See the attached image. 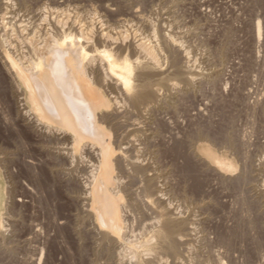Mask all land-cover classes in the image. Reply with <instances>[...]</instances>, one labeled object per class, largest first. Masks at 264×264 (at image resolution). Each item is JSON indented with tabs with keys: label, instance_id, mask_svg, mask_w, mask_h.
Instances as JSON below:
<instances>
[{
	"label": "rangeland",
	"instance_id": "obj_1",
	"mask_svg": "<svg viewBox=\"0 0 264 264\" xmlns=\"http://www.w3.org/2000/svg\"><path fill=\"white\" fill-rule=\"evenodd\" d=\"M0 1L2 2L3 0H0ZM27 1H28V3L26 4V6H22V4L19 2V0H13L12 1L13 3H9L10 6L8 4L4 5L5 7L3 6V9L1 7L2 3L0 2L1 3L0 4L1 10H5L4 8L8 7V10L10 11V13L12 12V14L15 15V16H13L12 14H10L12 16V18L15 17L17 19L16 20L14 18L12 20V18H10L11 19V23L10 24L14 25L15 29H19L18 25L20 26L21 23H23L24 21H25V23H26V21H31L30 23L28 22V24L31 25V26L33 25L34 28H35V25H36V27H39V24L41 22H43V20H41V18L39 17V15L37 16V14L40 12V10L42 11V9H44L46 12L48 11L47 14H48V19L49 20L50 19L52 20V18L54 16H56L57 13H58L57 15H59V16L61 15L62 16V11H63V9H65L66 12L64 10L63 13L71 14L72 19L76 18L77 21H80L82 24H85L83 27H85L86 24L90 26V25H93V23H94L93 26H94L95 30H96V28H98L99 30L98 29L97 30L100 31L102 29L101 27L106 22H108V23H106L104 26H109L110 24L112 26V24H114L112 27H116L117 25L120 24L117 27L119 29L120 28L122 29V31H123L122 34L124 32H129V36H130L129 37V41L130 42L128 41L129 44L127 42L124 43L121 40L122 36L120 38L119 34L116 33L115 36L118 37V42L116 44H114V46H116V48L119 47V46L121 48V45H122V48L123 47L125 48V47H127V45H130V43H133L134 41H137V40H139L141 38H144V40H147V39L150 38V40L152 41L153 44L159 43L160 47H159L158 50H160V51H158V53H159L160 60L163 63V68H165V67L168 68L169 61H170V58H169V56H170L169 53L170 52L168 50L166 51L167 48L164 46V44L162 42L163 41V37L162 36L164 34H168L169 33L170 35H173V36L177 37L180 41H182V44H184L183 47L185 49L187 48L186 50L191 52V56H192V58H194L193 59L194 60L193 61L194 68L196 69V72L197 73L199 72L200 74L198 73L196 75L197 77H195V79L193 81H191V83L188 86H187V83L180 82L179 86L177 87L178 90H176L177 88L176 89L169 88V90L167 91L168 88H166L165 91L162 93V96H161L162 97V104L159 105V107L158 106L154 107L155 108L154 111H153V109H151L150 111L143 110L141 112L143 115L140 112H139L140 113L139 114L138 111H134V110L131 111L130 109H132V107H129L130 106L129 102L124 100V99H126V95H123L124 92L119 91V90H117L115 88H114L115 90L114 89L112 90V88H110L109 86H106V91L108 93L111 92V94H113V96L116 95L115 97H117L116 98L117 101L120 100L119 102H116L114 104V106H113L114 115L115 114L117 115V116L115 115L116 118H113V119H117L118 121H120V123L123 125V128L121 129L122 126H120L119 128L121 129V131H119L120 130L119 128H115L114 126L111 125L112 126V134H114V139L112 138L113 139V143L115 141V144L119 143V144H122V146L124 144V147L128 146L127 147L128 149L126 148L127 151L130 149L129 151H131L130 154L132 156H137V155L140 154L139 157L141 156V160L144 159L145 157H147L146 159L142 160V162L144 161L143 163H146V165H147L148 161L150 162V165L148 163L147 166L148 167L152 166L153 169H152V167H151L152 170L148 169V174H152L151 172H153V170L155 172H157V174L155 172H153L154 175H156L155 178H157V180H159V181H156V179H155V185L160 184L161 185V186L159 185L160 188H163L162 189L163 190L162 193H164L162 199L160 198V199H156L155 200V198H153L155 200V203H157V204H155V203L153 204L154 201L152 203H149L151 205V207H153L155 205L153 208L156 209L155 213H154L153 212L154 209L152 208L153 215H151L152 212H151V209H149L150 206H148L146 204V202L148 200L147 197H146L147 200H145V203L143 202L144 199H143L142 196H144V195L142 193V187H141L142 183L140 182L141 178L138 177V176H136V178H135V176L132 177V174H130L129 172H126V173H128V174H126L125 171L124 172L122 171L123 169H119L120 171H117V172H119V173L121 172L120 174L123 175L122 178L125 179V180L122 179L123 182L125 181L124 183H126L128 185L127 188H126V192L130 193V194L129 193L128 194H124V196H125V199H124L125 202L124 203H125V205H129L128 207L124 205L127 208H125L123 206V214H124V217H125V222H127V224L125 223L126 224L125 226L127 227V228L125 227V230L127 231V234L131 233L132 231H137L138 233H140L144 229V228L143 229L141 228V224H142V227H144L143 224H145L146 220H148L147 224H145L146 225V227H145L146 231H148L149 228H152V226H153L152 223L153 224L155 223L154 225L157 224L153 220L157 221V220H159L161 218V217H159L160 213L164 212L162 210L166 209L165 205H167V203L172 200V201L175 202V204L172 201L170 202L171 204H170V210L169 211H171V213H173L172 214L173 216H178V214H179V216H181L180 215V213H181L182 217L183 216H184V218L187 217V219L189 221L195 219L194 222L197 223L196 225H199L200 227L198 229V226L197 227L194 226L196 228V230L195 229L191 230L192 234L190 233L191 231L189 232L190 228L188 229V227H190V225L182 229V232L185 231L184 233H188V232L190 233V238L189 237H188V239L186 238L187 242H185V240H184L186 245L184 243V245L182 244L180 246L181 249H179V253H178L177 258H173L172 256H170V257H168V259H163L164 263H163V261H160V260H159V262H160L159 263L158 260L153 258L151 260V262H152L151 264H175V262H178L176 264H180V263L184 264L185 262H186L185 264H187V262H189V264H191V263L192 264H197V263L198 264H202V263L203 264H208V261H210V259L208 260L207 258H210L211 254H212L211 260L212 259L216 260L215 263H217V262H219L221 260V258H222L224 253H225L226 256H228L227 257L228 259H226L225 255H224V259L222 258L223 261L221 260L219 262L220 264H232V262H233V264H235V261L237 260L235 258V256L238 258L240 253H242L244 256H242V254H241L240 255L241 258L239 257V259L236 261V264H238V263L239 264H241V263H244V264L245 263L246 264H264V262H263L264 261V255H263L264 254L263 253L264 252V222H263L264 221V219H263V217H264V196L262 198V195H264V190H263L264 189V185H263L264 184V182H263L264 181L263 180L264 179V177H263V175H264V152H263V156L261 154L262 152L260 153V151H262L264 149L263 148L264 145H262V144H264V140H262V139H264V137H262L264 135V132H263V135H262V131H264V129H260L261 134H260V131L257 130V132L259 131V133L256 132L257 135L259 134L258 136H256V134H255V130L257 129V126H258L257 124L260 123L259 122L260 117H261L260 121H262V123H264V121H263V119H264V113H263L264 112V110H263L264 109V105H262V104H264L263 103V99H264V0H33V1L30 0L31 2L29 0H27ZM42 6H45L47 8V10L45 9V7L43 8ZM47 6L50 8L51 12L48 10L49 8ZM18 7H19V9H18ZM41 7H42V9H40ZM61 7H63V8H61ZM9 8H11V9H9ZM30 8L34 9L32 13H31V9ZM60 8H61V10H60ZM66 8H68V9H66ZM69 8L71 9V11H70ZM136 9H138L139 11L136 10ZM1 10H0V12H1ZM29 11H30L31 14L30 13L28 14ZM74 11H76V13ZM133 11H135V12H133ZM34 12H35V14H34ZM46 12H43V13H46ZM32 14L34 16H37V17L34 18V16ZM52 14H53V16H51ZM23 16H24V18H23ZM26 17L29 18V19L27 20ZM39 20H40V22H39ZM91 21H92V24H91ZM98 21L100 22L99 23V27L100 28L97 27L98 26ZM101 21H103V22H101ZM17 23H18V25H17ZM259 25H260V30L261 31H259ZM127 29H129L131 31H129ZM124 30H126V31H124ZM18 31H13L12 30V33H11V28H9V30L7 29V32H6L7 35L5 36V37H8L10 42H13L14 44H16V47H17V48H15L16 50L20 48V46H18V45H20L21 41H22V37H21V35H19L21 32H18ZM161 32H162V36H161ZM1 33L3 34L4 31L1 32ZM136 33L138 34V36H137ZM153 33H154V35L157 34L158 37L160 35V38L156 37V35H155L156 38L153 37V35H152ZM143 34H144V36H143ZM150 34H151V36H150ZM8 35H10V37ZM11 35H14V36H11ZM17 36L20 37V40L18 38H15ZM145 37L147 39H145ZM131 40H133V41H131ZM19 41H20V44H19ZM120 42H123L125 45L124 44L120 45L119 44ZM161 43L163 45H161ZM22 45L23 44H21V46ZM3 46L6 47V48L10 47V46L7 47L8 43H4V42H3ZM4 47H2L0 45V52H2ZM217 50L220 51V52H218ZM215 53H216V55H218V54H220V55L216 56ZM131 54H133V53L131 52ZM161 56L164 59H162ZM182 56L183 55H181V58L184 59V57H182ZM184 61H185V59H184ZM164 64H165V66H164ZM0 65H1V67H0V105H1V107H0V150H1L0 151L1 152L0 153V171L3 174V177H6V179L4 178L6 192L8 193V195H10V193L12 192L11 194L13 195V196L11 195V197H10L6 193L7 196L5 197V202H6L5 206L6 207H4V209H3V217H4L5 221H3L4 222L3 223L4 227L2 226L0 228V249H1L0 250V263L1 264H7L8 262H10L9 264H75V263L77 264L79 262V264H83L84 261H86L84 264H86V263L92 264V262H93V264H98V263L99 264H114L115 261H116L115 264H125V263L128 264L129 261L131 263L133 261V259H132V256H131L132 254L130 252L127 255V251H125V249H123L122 246H120L121 248L120 247L117 248L116 245H114L112 243L110 244L108 242L109 240L107 239V237L103 233L101 234L98 230L95 229V226H97V224H95L94 217L93 216L91 217V214H89V212H88V209L90 208L88 206L90 204H87L88 202L85 203L86 201L79 200V202H81V203H79L77 201L79 203V205H78V203H76V201H75V200H78V198H76V197L80 196V195H78V193L82 194L83 189H81L80 187L83 188L84 185L86 184L85 182H87L88 179H89V174H90V171L92 169L90 164H92L91 160H93L92 159L93 158L92 154H93L94 147H91V145H89L90 148H92V149H90L89 147H88L89 149H87L86 146H83V149L81 151L82 155L80 154V150L77 152V154H74V152L72 150L70 151V149L68 148L70 145L67 144V143H64L62 135L59 134L60 136H56V135H58V132H56L55 129L52 130L50 128L46 129V127L43 128L44 126L37 119L36 115L26 105L27 102H26L25 96L23 94L20 96L21 92L19 93L17 91L16 87L13 88L14 84L12 83V80H11L10 76H8L9 74L6 72V69L4 70V66H2L3 65L2 61H0ZM1 68H2V70H1ZM3 72H5V73H3ZM2 76H4V77H2ZM214 76H215V78H214ZM5 77H6V79H5ZM8 77L10 78L11 81L8 79ZM170 78L168 79L169 83L170 82L171 83L177 82V81H175V79H173L174 77H170ZM2 79H4V81L5 80L8 81L7 82L8 85L4 81H2ZM206 80H207V84H206ZM220 81H221V83H220ZM3 83H5V85ZM202 84H203V86H202ZM183 85L185 86V88H184ZM191 85H192V87H191ZM10 86L12 87V89H11ZM186 87H188V88H186ZM193 89H194V93H193ZM15 91H16V93H15ZM177 91L179 92V93H177L179 95H177L175 93ZM181 91H182V93L180 94ZM116 93H119L120 95H117ZM186 94H188V95H186ZM122 95H123L124 99H123ZM176 95L178 96V98L181 95L180 99L176 98L177 97ZM235 95H237V96H235ZM255 96H257V97L255 98ZM258 96H260V98ZM165 97H166V101L165 100L163 101V99ZM238 97H240L239 98L240 100L238 99ZM174 98H176V100L178 99L177 100V102H178L177 104H176V101H175ZM207 98H209V100ZM254 98H255V101L257 100L256 101V105H255V101H253ZM258 98H259V101H258ZM195 99H197V100H195ZM248 99H250V100H248ZM179 100L181 101V105H180ZM234 100H236V101H234ZM246 100H247V102H246ZM2 101H3L4 104L2 103ZM206 101H207V103H206ZM239 101H241V102H239ZM244 101H245V103H244ZM126 102L129 105H127ZM163 102H164V105H163ZM166 102L167 103L169 102L168 106L165 105ZM223 102H224V107H223ZM229 102H231V103L229 104ZM233 102H234L235 105L237 104L236 107L232 106ZM258 102H260V104ZM125 103H126V105H125ZM241 103H242L243 107L241 106ZM253 103H254V106H255L254 108L252 106ZM2 104H3V106H2ZM117 104H119V105H117ZM171 104H172V107L174 109L177 108V110H174L171 107ZM201 104H203V105H201ZM244 104L245 105L249 104L248 107L246 106L247 107L246 110H245V105ZM177 105H178V107H177ZM199 105H200L201 108L199 107ZM220 105L222 106L221 108L219 107ZM250 105H251V107H250ZM257 105H258V108H260V107H262V108L258 109ZM8 106L10 107V109H9ZM116 106L121 109L120 112L117 111L119 109H117ZM121 106H123L124 108L121 107ZM166 106H167V108H166ZM197 106H198V108H197ZM241 107L243 108V110L241 109ZM168 108H169V110H167ZM248 108H249V112H248ZM5 109H6V111H5ZM124 109L126 111L127 110H129V111L126 112ZM204 109H205V111H204ZM250 109H251V111H250ZM122 110H124L123 111L124 113H121ZM160 110H162V111H160ZM173 110H174V112H173ZM197 110H198V112H197ZM233 110L236 112V114H235V112H233ZM254 110L256 111V113L253 112ZM259 110H261L262 112H259ZM144 111H145V114H144ZM151 111H153V112H151ZM163 111H164L165 114H163ZM10 112H11V114H10ZM117 112H119V113H117ZM166 112H168L169 114H167ZM176 112H178L179 114L176 113ZM241 112H242V114L244 112L245 113L247 112L248 116H246L245 113H244L243 116H242V114L240 115ZM126 113L127 114L130 113L128 115L129 116L131 115V116L129 117ZM153 113H155V114H153ZM156 113L160 116V118H158ZM172 113L178 114V115L173 114V115H175L177 117L175 119V121H174L175 116L172 117V115H171ZM250 113H252L253 116H256V117H252L251 116V118H250L249 115H252ZM257 113H259L260 116ZM20 114L23 115V119L24 120L22 119V117H21L22 115L20 116ZM25 114L27 116H25ZM119 114L121 116H119ZM122 114L124 116L126 114V116L123 118ZM211 114H213V115H211ZM218 114H219V116H218ZM254 114H256V115H254ZM133 115H135V116H133ZM140 115H142V116H140ZM161 115H162V119H161ZM165 115H166V117H165ZM187 115H189L190 117L187 116ZM236 115H239V116L236 117ZM143 116H144V118L142 119ZM244 116H246V117H244ZM2 117H3V119H2ZM120 117H121V119H120ZM134 117H136V118L138 117V118L136 119ZM167 117L172 119L171 121L173 122V125H169V123L172 124V122H169L170 119H168ZM232 117H234L235 121L237 120L236 121L237 122L236 125H235L236 122L232 121V119H233ZM240 117H241V119H240ZM247 117H249L250 120ZM8 118L10 119V122L8 121L9 120ZM25 118H26V120H25ZM129 118H130V120H129ZM192 118H193V120H192ZM252 118H253V120H255L256 124H255V122L253 124L252 123L250 124V122H253ZM140 119H142V120H140ZM145 119H146V121H145ZM158 119L159 120L161 119V124H160V121ZM163 119H164V121H163ZM247 119L249 120L248 122H246ZM132 120H137V121L136 122H132ZM154 120H155V122H153ZM156 120L159 122V124H158V122L156 123ZM165 120L166 121L168 120L167 121L168 124L167 123H163L165 125L164 126L162 124V121L166 122ZM37 121L41 125L38 124V123L36 124ZM125 121H126V125H127L128 128H126V125H125V128H124ZM127 121H128V124H127ZM204 121H205V123H204ZM226 121H227V123L232 122L231 126L228 124L230 126V128H231V129L229 128V130H228L229 126L226 125ZM242 121H243V123H242ZM147 122L150 123V124L148 123V127L145 124ZM195 122L196 123L198 122V123L196 124ZM239 122L241 123V126L243 124L242 128L239 127L240 126ZM34 123H35V126L33 127ZM136 123H137L138 126L140 124L142 126H144V125H146V126L142 127L143 128L142 129L141 125L138 127L136 125ZM233 123H234V126H233ZM133 124L136 127H134ZM151 124H152V127L149 128V125H151ZM153 125H154V127H156V125H157L158 129L161 128L160 132L157 129V127H156V129L153 128ZM193 125H194V128H193ZM197 125L199 127L201 125H202V127L205 126V128H207L208 131L206 129H204V128L201 129V127H200V129L203 130L202 132L204 133V137L203 136H196V139H194L195 141L193 140V145H192L193 148L190 146L191 142L189 143V148H188V146H187L188 143L185 144V146L183 145V143H184V141L186 143V142H189L191 140V138H190V137H192V133L191 132L194 131V135L193 136H195V134L197 135L196 131L197 130L200 131V129H198L199 127ZM223 125L225 127H223ZM248 125H249V127H248ZM31 126H32V128H31ZM259 126L263 127V124L260 123ZM259 126H258V128H259ZM165 127H167L168 129H166ZM222 127H223V129H222ZM226 127H227V129H226ZM236 127H239L238 128L239 130ZM244 127L248 128L251 132L248 129H245ZM131 128H133V129H131ZM169 128H171V131H169ZM252 128L255 129L254 132H253ZM29 129H30V131H29ZM164 129H165V131H164ZM40 130L42 132L45 131L44 135L42 137H40L41 133H42V132H40ZM137 130H139V131H143L144 130L143 132H145L144 133L145 135L141 134L142 132H137ZM166 130L171 132V133H167ZM188 130H189V132H187ZM230 130H233V132L235 131V134H237V131H238L239 134H237V135H241L242 138H243L242 133L244 134L245 138L242 139V140H244L243 141L244 144L242 143V140H241V137H240V150H241V152H242V148H243V150L246 148L245 144L248 142V138H249V142L247 143L248 150L246 148L247 153H246V150H245V152H242L244 154V157H245V155L247 156V157H245L244 162H242V160H240V159H243L242 158L243 154L238 153L239 157L237 158V153L231 152L230 149L226 147V144H224L223 141H221L223 136H224V133H226V131H230ZM244 130H245V132H244ZM247 130L249 131L250 135L252 133L255 134V135H253V134L251 135L253 139L256 140V138H257L256 141L253 140L254 144H253V142L251 140V137H249V135L247 137V134H248V132L246 134ZM50 131H51V134H50ZM113 131H114V133H113ZM115 131H117V132H115ZM163 131L167 133V136L169 138L166 136V133H164ZM213 131L215 132L216 136H213V135H215ZM52 132L54 134L55 133L56 134L54 135V134H52ZM147 132H149V133H147ZM158 132H159L160 135L158 134ZM161 132H162V134L163 133L164 134L161 135ZM121 133H123L122 136H121ZM125 133L128 134L127 137L129 135H131L132 137L131 138L130 137L127 138ZM186 133H188V134H186ZM190 133H191V135H190ZM208 133L209 134L211 133L212 136L208 135ZM124 135H125V137H124ZM141 135H143V137H145V136L147 137L149 135L148 136V140H146L147 141L146 144H143L141 142V140H143V137ZM153 135H154V138H153ZM155 135H157L156 137L158 138V140H156L157 138L155 137ZM171 135H172V137H171ZM180 135H181V137H180ZM188 135H190V136H188ZM219 135H221V136H219ZM260 135H262V136H260ZM119 136H121V137H119ZM133 136H135V137H133ZM137 136L138 137L139 136L142 137L141 140H140V137H139L138 141H137ZM218 136H219V138H218ZM43 137L45 138V140H44ZM46 137H47V140H46ZM151 137L153 138L152 140L150 139ZM184 137H187L188 140L190 138V140L188 141ZM198 137L200 138V141L198 140ZM208 137H209V139H208ZM210 137H213V139L211 138L212 140H210ZM215 137H217L218 139H216ZM32 138H33V140H32ZM182 138H183V140H182L183 143L180 140ZM127 139L129 140V143L127 142L128 141ZM163 139L165 141H163ZM34 140H36V141H34ZM50 140H51V142H50ZM53 140H54V143H56V144H53ZM61 140H63V142ZM130 140H133V143ZM134 140L137 143H139L140 145L142 143V146H139V144H136V142L134 143ZM196 140H197V142H196ZM37 141H38V143H37ZM43 141H44V144H43ZM47 141H49V143ZM116 141H119V142H116ZM124 141H125V143H123ZM176 141H177V143L179 145L176 144ZM178 141H180V143L182 145ZM212 141H214V145H213ZM215 141H216V143H215ZM217 141L218 142L220 141L219 142L220 146L217 145V143H218ZM57 142L59 143V146H58ZM155 142H156V145H155ZM194 142H195V145H194ZM255 142H256V144H255ZM259 142H261V147H259L261 150L258 148V145H260V144H258ZM47 143L49 145H47ZM62 143L65 146H63ZM126 143H128V145ZM153 143H154V145H153ZM220 143L223 144V147H222V145ZM131 144H132V146H135L136 148L135 147H133V148L129 147V145L131 146ZM147 144H148V146H147ZM242 144H243V146H242ZM62 146H63V149H61ZM145 146L147 148L150 147L151 149L152 148L153 149L149 150V151H145V150H143V149L147 150V148ZM162 146H166L167 149L162 147ZM178 146H179L180 150H177V149L175 150V148L176 147L178 148ZM250 146H252L251 149H249ZM37 147H40V148L37 149ZM46 147L47 148L49 147L48 149L51 151V153L53 155L55 153V157L52 156V154L50 153V151ZM186 147H187V149L189 151H191L192 149L195 150V151H193V150L191 151V152H195V154L190 153L191 154V159H189L190 162L192 163V166H193L192 174H190V173L188 174L186 170H185V172L183 171L185 169V166H186V164L184 165V163H186V161H187V160H185V158H186L185 155L187 154L188 155L187 157L190 158V154L188 152L186 153V151H187ZM140 148H142V149H140ZM158 148H160L161 156L159 154L160 152H159ZM57 149H59L58 153H57ZM64 149H66V150H64ZM162 149L164 150L163 152H162ZM184 149H185V151H183ZM255 149H257V151ZM62 150H64V151H62ZM85 150H86V152H85ZM88 150L90 152H88ZM165 150H166V152H165ZM170 150H171V153H170ZM252 150H255L257 152L256 155H258V151H259V154H260V155H258L259 158L255 155V153H253ZM47 151H48V154H47ZM69 151L72 154L69 153ZM129 151H128L127 154H129ZM141 151H142V153H139ZM144 151H145V153H144ZM175 151H177V154L178 153L181 154V156L179 157L176 154ZM178 151H181L182 153L178 152ZM133 152H135V153H133ZM83 153H84V155H83ZM89 153H90V155L88 156ZM94 153H95V151H94ZM146 153H149V154H147V156H146ZM164 153H165V155H163ZM197 153H198V155H197ZM67 154L69 156L72 155L73 157L70 156V158H69V156ZM142 154L145 156L144 158H142L143 157ZM150 154H151V156H150ZM65 155H67V156H65ZM182 155H183V157L185 156V158H183ZM248 155H249V157L253 156V159H252V157H250L252 160L249 159ZM63 156H64V158H63ZM78 156L81 158V160H80V158ZM164 156H165V159H164ZM82 157H83V159H82ZM84 157H85V160H84ZM192 157L194 158V160H192L193 159ZM198 157H200V160H201V158H203V159L201 161H199ZM50 158H52V159H50ZM225 158H228V160L232 161V163L234 164V168L232 170H229L227 167L223 166L222 161ZM247 158L249 160H247ZM60 159L62 160V163H61ZM86 159L88 160V162H87ZM154 159H155V161H154ZM57 160H58V162H57ZM160 160H162V161H160ZM245 160L247 161V163L245 162ZM259 160H261V161H259ZM64 161H66L67 164ZM193 161H195V162H193ZM198 161L200 162V164H199ZM204 161H205V163H203ZM248 161H250V162H248ZM255 161H256V164H255ZM55 162H56V165L58 163H60V165L58 164V166H56L54 164ZM89 162H90V164H89ZM206 162L209 165L206 166ZM1 163H3V164L1 165ZM159 163H160V165H159ZM251 163H252L253 166L251 165ZM5 164H7V165H5ZM62 164L63 165L65 164V165L62 166ZM68 164H69V167H67ZM249 164L253 167L252 168L253 172L250 169V167H249L250 165ZM89 165H90V167H89ZM162 165H163L164 168L161 167L162 168V170H161L160 166H162ZM254 165H255V167L256 166L257 167L255 168ZM76 166H77V168H76ZM81 166H82V169L84 167V170L79 169ZM196 166H198V167H196ZM204 166H206V167H204ZM212 166L214 168H216V169L214 170V168ZM242 166L244 167L245 170H246V168L248 169L247 171L249 172V174L251 173L250 175H251L252 178L250 177V181H251L252 185L254 184L253 186L249 184L250 181L247 182V183H244V184H240V187H239V185H237V184L235 185L233 183L232 178L237 176L239 171L243 170ZM3 167L5 168L4 169L5 171L2 170ZM39 167H40V169H39ZM66 167H67V171H66ZM73 167H75L76 169L73 168ZM87 167H89V168H87ZM125 167L127 168L128 166L125 165ZM202 167H203V170L198 171L199 173L196 172L197 168L199 170V168L202 169ZM260 167H261V169H260ZM6 168H8V169H6ZM181 168H182V170H181ZM194 168H195V170H194ZM207 168L209 169V171H208ZM258 168L263 174L260 173ZM51 169H53V170H51ZM159 169H160V172H159ZM254 170L257 171V172L255 173ZM49 171L54 172V173L49 174V173H51ZM84 171H86V173H84ZM126 171H127V169H126ZM78 173H79V175H77ZM186 173L188 175H186ZM203 173H205V174H203ZM58 174H59L60 178L58 177ZM125 174H126V177H125ZM228 174H230L229 177H231V175H232L231 179L228 177ZM258 174H260V175H258ZM41 175H42V177H45V175H46V177L42 179ZM50 175H51L52 178H50ZM54 175H56L57 179L56 178L55 179L57 181L54 179ZM80 175H82L81 179L79 178ZM129 175H130V178H132V180H133V178L135 180V181L134 180L132 181L133 185H132V182H131V184H129L130 183L129 182V180H130L129 179ZM157 175H158V177H157ZM180 175H181V177H180ZM224 175L226 177V182H225V178H223ZM257 175H258V177H261V178H258ZM7 177H8V181H7ZM37 177H39L38 180H37ZM87 177H88V179H87ZM162 177L163 178L166 177L165 180ZM188 177L190 179H192V177H193L192 180H193V182L195 184L192 185L191 182H190L191 180L188 181L189 180V179H187ZM197 177H199V178H197ZM138 178H139V181H138ZM64 179L66 180L67 183L64 182L65 181ZM82 179H83V182H82ZM167 179H168V181H167ZM195 179H197V181ZM205 179H206V182H205ZM222 179H224L223 182H222ZM227 179H228L229 182L227 181ZM68 180L72 181V184H71V182L69 183ZM199 180L202 181V182H200ZM253 180H256L254 182H256L257 185L259 184L258 187L256 186V184L254 182H252ZM10 181H12V182H10ZM185 181H186V184H185ZM6 182L8 183L7 185L9 187L6 186ZM59 182H60V184H59ZM137 182L139 183V185H138ZM208 182H210V184ZM203 183H205L204 187H203ZM227 183H229V185L231 183H233L230 186V187H232L231 189H230V187L227 186ZM66 184L67 185L69 184L68 185V191L66 190V187H67ZM198 184H200V188H199ZM55 185H57V186H55ZM64 185H65V187H64ZM80 185H82V186H80ZM209 185H211V186H209ZM197 186H198V189H197ZM201 186H202V189H201ZM206 186H207V189H206ZM245 186H247V187H245ZM251 186H252L253 189H251ZM254 186H255V188H254ZM75 187L79 188L78 191H77V188H75ZM226 187H228V188H226ZM132 188H133L134 191L132 190ZM191 188H193L195 190L191 191ZM261 188H263V189H261ZM72 189H74V190L70 191ZM75 189H76L77 192L75 191ZM127 189H129V190L127 191ZM137 189L139 191H141L142 195L140 196V198H139V194H138L140 192ZM233 189H234V192H233ZM254 189H256V190L254 191ZM196 190H199L200 192L203 191V192L198 194V192ZM39 191H40V193H39ZM54 191L56 193H54ZM74 191L76 192V195H75ZM243 191L245 192V194H244ZM249 191H250V193H248ZM71 192H73L74 194L71 193ZM169 192H170V194H169ZM184 192H186V193H184ZM196 192H197V194H196ZM246 192H247V195H246ZM254 192H255V196H253ZM134 193H136L135 196H134ZM237 193H239V194L237 195ZM52 194H53V197H52ZM72 194H73V196H72ZM137 194H138V198L140 200L136 198ZM193 194H195V195L193 196ZM201 194H202V196H201ZM47 195H48L49 198L47 197ZM182 195H184V196H182ZM235 195H236V198L239 196V198H238L239 202L235 198ZM240 195H241L242 198H240ZM243 195H246L245 198L243 197ZM131 196L135 197L134 200H133V197H131ZM164 196H165V198H164ZM203 196H206L207 198L203 197ZM39 197L41 199H38ZM250 197H251V199L253 198L254 200L255 199L257 200V202H256V200L253 201V202H255L253 204V206L251 204L253 199L252 200L249 199ZM254 197H257V198H254ZM144 198H145V196H144ZM135 199L137 201L138 200L139 201L137 202ZM163 199H165L166 202L163 201ZM244 199H245V201H244ZM131 200L136 202V203H133L136 206V208H133L134 205L132 204ZM246 200H250L251 203H249L250 201L246 202ZM141 201L143 203H141ZM199 201L202 204V205L200 204L201 206L198 205L200 203ZM82 202H84L85 205H84V203L82 204ZM240 202H241L242 205L240 204ZM162 203L165 204V205H163ZM172 203H173V207H172ZM188 203H189L190 206L188 205ZM248 203H249L250 206L248 205ZM203 204H204V206H203ZM10 205H11V207L13 205L14 208H12V209L9 208ZM46 205L48 207H46ZM131 205H133V206H131ZM156 205H158L159 207L164 206V209L160 208V210H158L159 207L156 208ZM259 205H260V207H258ZM73 206L75 208L76 207L77 208L75 209ZM83 206L85 208L88 207L87 210ZM139 206H140V208H139ZM168 206H169V204H168ZM168 206H167V209H169ZM175 206H176V208H174ZM198 206H199V208H197ZM241 206H243V207H241ZM129 207H130V209L132 207V209H135V210H132V209L130 210ZM171 207H172V209H171ZM179 207H180V209L182 208V210H180ZM250 207H252V208H250ZM247 208L250 209V210H248ZM5 209H6L8 214L6 213ZM9 209H11V210H9ZM54 209H55V211H54ZM82 209H83V213L84 214L83 215L80 214L81 215L80 216L79 213L82 212ZM252 209H254V210L252 211ZM255 209H257L256 210V215L257 216L255 215ZM43 210H44V212L46 214H44ZM173 210L176 213L178 211V213L176 214V213L172 212ZM244 210H245V212H244ZM49 211H51V212L48 213ZM124 211H125V213H124ZM136 211H138V212H136ZM139 211H141V212H139ZM196 211H197V214H196ZM240 211H243V212H240ZM250 211H251V213H250ZM9 212H11V213H9ZM128 212H129V215H128ZM190 212H192V213H190ZM247 212L251 214V215L250 214L249 215L251 216L252 220L250 219V216H249V219H248V216H247L248 213ZM156 213H159V215H157V218H156ZM185 213H186V216L183 215ZM243 213H244V216L242 217ZM50 214L52 215V218H51ZM85 214H86V216H84ZM192 214H193V218H189L188 216L192 217ZM47 215H49L50 219L48 218ZM71 215H72V217H71ZM194 215H195V217H194ZM131 216H132V218H131ZM239 216H241V217H239ZM81 217H82V219H80ZM126 217H128V218H126ZM150 217H151V219H150ZM158 217H159V219H158ZM232 217L234 218V220H233ZM146 218H148V219H146ZM246 218H247V220H245ZM258 218H259L258 224H256L257 221H255V220H257ZM126 219H130L133 222L132 221L130 222V220H126ZM138 219H139L140 224L138 223ZM200 219H201V221H199ZM250 220H251V224H250ZM253 220L256 223L252 222ZM128 221L130 222V224H129ZM235 221H236V223H235ZM247 221H249L248 222L249 225H255V226H250L249 227V225H248V229L249 230H247L246 229L247 226L244 227L245 222H246L245 225H247ZM261 221H262V224H261ZM15 222H16V224H15ZM74 222H76V223H74ZM88 222L89 223L91 222V223L89 224ZM93 222H94V226L92 224ZM149 222H151V225H149L150 224ZM199 222H200V224H198ZM13 224H15L16 226L15 225L13 226ZM227 224L229 226H227ZM235 224L237 226H235ZM90 225H92V227ZM133 225H134V228H133ZM239 226H240V229L238 228L237 232L240 233V235L238 233H236V228L239 227ZM147 227H148V229H147ZM205 227H206L207 230L205 229ZM242 227H244V230H242L243 229ZM131 228H133V229L131 230ZM140 228H141V230H139ZM215 228H216V230H214ZM252 228H256L257 232H255L256 230L252 231ZM245 229L249 233V235L245 231ZM83 230L86 231V233H88V234H86ZM95 230L97 232H95ZM225 230L226 231L229 230L231 232H226ZM195 231H197V232H195ZM239 231H241L243 233H241ZM250 231H252V235H251ZM93 232H95V234L96 233H98V234L95 235ZM224 232H226V233H224ZM234 232H235V234L232 235V233H234ZM253 232H255V233L253 234ZM197 233H198L199 236H203L202 239H200V237L197 235ZM214 233L217 234V236ZM245 233H246V235H245ZM259 233H261V235ZM133 234L134 233H131V235H133ZM135 234H137V233H135ZM236 234H238L239 237ZM223 235H224V239H223V237H221ZM235 235H236V239L234 237ZM253 235H255V236H253ZM87 236H89L91 240L89 239V237L87 239ZM94 236L97 238V240H95L96 238ZM102 236H104L103 239H102ZM128 236H130V234ZM191 236L194 237V239H197L198 244L196 243L197 241L194 240V239H193V242L191 243V240H192ZM84 237H85L86 240H84ZM98 237H99V239H98ZM217 237H220L221 239L219 238L220 239L219 240ZM230 237H232L231 240H232L233 243L228 241V238L230 240ZM244 237H246V239H245L246 242L244 240ZM251 237H252V240H251ZM255 237H256V240H257V242L259 244H257V242H254V241H256ZM237 238H239V239H237ZM247 238L252 241L251 244H250L251 241H249ZM258 238H260V240ZM131 239H133V238L131 237ZM102 240L106 244H108L107 247H105L106 246L105 244H101L103 242ZM199 240H201V243L199 242ZM206 240L209 241L210 243L211 242L212 243L208 244L209 242H207ZM223 240L225 241V243L223 242ZM241 240H242V242H241ZM194 241H195L196 245H195ZM218 241L219 242L222 241V242L219 243ZM96 242L97 243L100 242V245H98ZM204 242L205 243L207 242V243L205 244ZM240 242H241V244H240ZM260 242H262V245H261ZM217 243H219V245ZM84 244H86V246ZM87 244H88V246H87ZM201 244H202V246L205 249L202 248V246H200ZM212 244H213V246H215L214 247L215 249H216V247H219L220 251L218 249V250H216V253H213V251L215 249L213 248V251H212ZM221 244H223V245H221ZM224 244H226V245H224ZM252 244L254 245V247L253 246L251 247ZM113 245H114V247H113ZM228 245L229 246L232 245L231 248H228L229 247ZM186 246L188 248L187 250H186ZM189 246H192V248L193 247L194 248L192 249ZM195 246H197V247H195ZM221 246H222V251H221ZM8 247L10 249L13 248L16 253L13 251V249L12 250L8 249ZM88 247H89V249H88ZM111 247L113 249H111ZM241 247H242V249H241L242 252L239 249ZM255 247H256L257 250L255 249ZM189 248H191L192 250L189 249ZM195 248L198 249L196 253H195V251H196ZM200 248H201L202 252L200 251ZM210 248H211V250H210ZM225 248H226V250L223 251V249H225ZM76 249H78V250H76ZM110 249L112 250V253H111ZM114 249H116L117 253L122 252V255L117 254ZM203 249H204V252H203ZM231 249H234V250L231 251ZM247 249H248V251H247ZM2 250L5 251V252L2 253ZM72 250H73V252H72ZM185 250H186V252H185ZM9 251H10V253H9ZM91 251H92V253H91ZM123 251H124V253H123ZM183 251H184L185 255H186V253H188L189 257H187V255L185 256ZM205 251H206L207 254L205 253ZM208 251L211 252V253L208 254ZM217 251H219V252L217 253ZM251 251H252V253H251ZM261 251H262V253H261ZM189 252H191V254ZM233 252L236 255H234ZM237 252H240V253L238 254ZM85 253H86V255H85ZM104 253H105V255H102ZM113 253L115 254V256H114ZM194 253H195V255H194ZM203 253H204V256H203ZM221 253H223V254H221ZM227 253H229V254H227ZM230 253H232L231 254L232 256L230 255ZM76 254L78 256H76ZM99 254L101 256L100 257L101 261L99 260ZM197 254H199L200 256L197 255ZM216 254H217L218 257L216 256ZM125 255L127 256V258H126ZM179 255H180V257H179ZM205 255H206V257H205ZM5 256H7L8 258L5 257ZM18 256H19V258H18ZM81 256H82V258H81ZM123 256L125 258H122ZM183 256L185 257L184 263H183V260H184ZM192 256L196 257V258L193 257L196 263L194 261L192 262V259H193ZM260 256H261V258H260ZM24 257H27V258L25 259ZM128 257H129V259H128ZM197 257L199 259H197ZM230 257H231V259H230ZM20 258H22V259H20ZM73 258H74V260H73ZM86 258H87L88 261L86 260ZM101 258H104L105 262ZM106 258H107V260H106ZM111 258L113 259V263H112V259ZM115 258H116V260H115ZM121 258H122V261L123 260L124 261L120 263ZM171 258L174 259L175 262ZM179 258L181 259L180 262H179V260H180ZM186 258H187V260H186ZM188 258L189 259L192 258V259L188 260ZM205 258L207 259V261H206ZM217 258H220V259H218V261H217ZM234 258H235V261H234ZM240 259L244 260V261H241ZM249 259L252 260L251 263H250ZM76 260H78V261L76 262ZM80 260L81 261L84 260V261L80 263ZM153 260H155V261H153ZM201 260H202V263H200ZM239 260L241 261V263H240ZM258 260H259V263H258ZM261 260H262V262H261ZM110 261H111V263H110ZM117 261H119V262H117ZM172 261H173V263H172ZM198 261H200V262H198ZM209 263L213 264L214 261L213 262L211 261ZM219 263H217V264H219Z\"/></svg>",
	"mask_w": 264,
	"mask_h": 264
},
{
	"label": "bare ground",
	"instance_id": "obj_2",
	"mask_svg": "<svg viewBox=\"0 0 264 264\" xmlns=\"http://www.w3.org/2000/svg\"><path fill=\"white\" fill-rule=\"evenodd\" d=\"M13 0H3L1 3H2V5H1V7H2V9H3V6L4 5H9V3H13L12 2ZM30 1V0H29ZM31 1H33V0H31ZM30 1V2H31ZM19 2L22 4V6H26V4L28 3V1L27 0H19ZM18 2V3H19ZM0 3V4H1ZM19 3V4H20ZM40 3V2H39ZM31 4V3H30ZM29 5V4H28ZM10 6V5H9ZM14 6V5H13ZM30 6V5H29ZM32 6V5H31ZM1 7H0V10H1ZM5 7V6H4ZM33 7V6H32ZM43 8L45 7V6H42ZM42 7L40 8V9H42ZM48 7V6H47ZM36 8V7H35ZM49 8V7H48ZM61 8H63V7H61ZM61 8H60V10H61ZM5 10H1V14H0V45L2 46V47H4L3 46V42L4 43H8V46L7 47H9V48H6V47H4V49L2 50V52H0V61H2V66H4V70L6 69V72L9 74L8 76H10V78H11V80H12V83L14 84L13 85V88L14 87H16V89H17V91L20 93L21 92V94H20V96L23 94L24 96H25V99H26V102H27V106L30 108V110L36 115V117H37V119L40 121V123L44 126L43 128H45L46 127V129H55L56 130V132H58V135H56V136H60V135H62V138H63V140H64V143H67V144H69L70 146L68 147L69 149H70V151L72 150L73 152H74V154H77V152L80 150V154L82 155V149H83V146H86L87 147V149H89L90 148V146L89 145H91V147H94V150H93V160H91V163L92 164H90V162H89V164L91 165V167H92V169H91V171H90V174H89V179H88V177H87V179H88V181L87 182H85L86 184L84 185V187L82 188V187H80L81 189H83V191H82V194H79L78 193V195H80V196H77L76 198H78V200H75L76 201V203H78L79 202V200H82V201H86L85 203H87V204H90L88 207H90L89 209H88V212H89V214H91V217L93 216L94 217V221H95V224H97V226H95V229L96 230H98L101 234L103 233L106 237H107V239L109 240L108 242L111 244H114V245H116L117 246V248H119L120 246H122L123 247V249H125V251H127V255H128V253L130 252L131 254V256H132V259H133V261L130 263V261L128 262V264H151L152 262H151V260L154 258V259H156V260H158V262H159V260L160 261H163V259H168V257H170V256H172L173 258H177V256H178V253H179V249H181L180 248V246L183 244L184 245V243L185 242H187L186 240L188 239V237L190 238V233L192 234V231L191 230H196V228L194 227V226H198V229H199V225H196L197 223H195L194 222V220L195 219H193V220H191V221H189L188 219H187V217H185L184 218V216L182 217V214L180 213V215L181 216H179V214H178V216H173L172 214L173 213H171V211H169L170 210V202L172 201H170V202H168L167 203V205H165V204H163V205H165L166 206V209H164V206H161V207H159L158 205H156V208L157 207H159L158 208V210H160V208H162V209H164V210H162V211H164V212H161L160 213V215H159V213H156V218H157V215H159V217H161L160 219H159V217H158V219L159 220H153V221H155L157 224L156 225H154L153 223H152V228H149V230L148 231H146V225L145 224H147V221L148 220H146V223L145 224H143L144 225V227H142V224H141V228L143 229L142 230V232H140V233H138L137 231H130L131 233H134L133 235H131V233H129L130 234V236H128L129 234H127V231L125 230V225L127 224V222H125V217H124V214H123V206L125 205V201H124V199H125V196H124V194H128L127 192H126V188H127V184L126 183H124L123 182V180H125L124 178H122L123 177V175L122 174H120L119 172H117V171H120L119 169H123L122 171L124 172L125 171V173L126 172H129L130 174H132V177H134L135 176V178H136V176H138V177H140L141 179V187H142V193H143V195L145 196V198H144V196H142L143 197V199H144V203H145V200H147V202H146V204L148 205V206H150L151 207V205L149 204V203H152L153 201V204L155 203V200L156 199H162L163 198V194L164 193H162L163 192V188H160V184H157V185H155V179H156V181H159V180H157V178H155L156 177V175H154V173L153 172H155L154 170H153V172H151L152 174H148V169H150V170H152L153 169V167L152 166H147L148 165V163H149V165H150V162L148 161L147 162V165H146V163H143L142 162V160H144V159H146L147 157H145L143 154L145 153V151H149V150H152L150 147L149 148H147L146 146V148H147V150L146 149H143V150H145L144 151V153L142 154V158H144V159H142L141 160V156L139 157V155H137V156H132L131 154H130V152L131 151H129V154H127L128 153V151H127V145H128V143H129V140L127 141L128 143H126L127 145V147H124V144H123V146H122V144H119V143H117V144H115V141H114V143H113V139H114V134H112V126H114L115 128H119L120 126H122L121 127V129L123 128V125L120 123V121H118L117 119H113V118H116L115 117V115H114V109H113V106H114V104L116 103V102H119V101H117V97H115L116 95H114L113 96V94H111V92L110 93H108L107 91H106V86H109L110 88H112V90L115 88V89H117V90H119V91H122V92H124V94L123 95H126V99H124V97H123V95H122V97H123V99L125 100V101H127V102H129V104H130V106L129 107H132V109H130L131 111H138V113L140 112H142L143 110H146V111H150L151 109H153V111H154V107H156V106H158L159 107V105H161L162 104V93L165 91V89L166 88H168L167 89V91L169 90V88H174V89H176L178 86H179V84H180V82H185V83H187V86L191 83V81H193L194 79H195V77H197L196 75L199 73H197L196 72V69L194 68V64H193V59L194 58H192V56H191V52H189L188 50H186L184 47H183V45L184 44H182V41H180L177 37H175V36H173V35H170L169 33L168 34H164L163 36H162V32H161V36L163 37V44H164V46L167 48H165L166 49V51L168 50L170 53V56H169V58H170V61H169V65H168V68H163V63L161 62V60H160V57H159V53H158V51H160V50H158L159 49V47H160V44L159 43H155V44H153L152 43V41L150 40V38L149 39H147L146 37H145V39H147V40H144V38H141V39H139V40H137V41H134L133 43H130V45H127V47H123L122 48V45L121 44H124L125 42H127L128 43V41H129V32H124L123 34H122V29L120 28H118L117 26H119V25H117L116 27H112L114 24H112V26H111V24L109 25V26H104L106 23H108V22H106L105 24H103V26L101 27L102 29L100 30V31H98L99 29L98 28H96V30L98 31H96L95 30V28H94V23H93V25H87L86 24V26L85 27H83L85 24H82L80 21H77V19L75 18H73L72 19V17H71V14H69V13H63V11L65 10V9H63V11H62V16L60 17L59 15H57L56 14V16H54L53 18H52V20L50 19H48V11L46 12L44 9H42V11L40 10V12L37 14V16L39 15V17L41 18V20H43V22H41L40 24H39V27H36V25H35V28L33 27V25L31 26V25H29L28 24V22L30 23L31 21H26V23H25V21L23 22V23H21V25L19 26L18 25V23H17V25H18V27H19V29H15V27H14V25H11L10 23H11V19L10 18H12V16L10 15V14H12V12L10 13V11L8 10V7H6V8H4ZM9 9H11V8H9ZM18 9H19V7H18ZM31 9V8H30ZM38 9V8H37ZM36 9V10H37ZM45 9L47 10V8L45 7ZM56 9V8H55ZM66 9H68V8H66ZM70 9V8H69ZM15 10V9H14ZM29 10V9H28ZM33 10L34 9H31V13L33 12ZM44 10V11H43ZM50 12H51V10H50V8L48 9ZM136 10H138V9H136ZM27 11V10H26ZM25 11V12H26ZM70 11H71V9H70ZM73 11V10H72ZM139 11V10H138ZM43 12H46V13H43ZM49 12V13H50ZM59 12V11H58ZM65 12H66V10H65ZM75 13H76V11H74ZM78 12V11H77ZM133 12H135V11H133ZM137 12V11H136ZM14 13V12H13ZM30 13V11L28 12V14ZM30 13V14H31ZM53 13V12H52ZM16 14V13H15ZM34 14H35V12H34ZM64 14V15H63ZM135 14V13H134ZM141 14V13H140ZM139 14V15H140ZM13 15V14H12ZM27 15V14H26ZM33 15V14H32ZM77 15V14H76ZM13 16H15V15H13ZM19 16V15H18ZM28 16V15H27ZM34 16V15H33ZM37 16H34V18L35 17H37ZM50 16V15H49ZM51 16H53V14L51 15ZM78 16V15H77ZM31 17V16H30ZM76 17V16H75ZM140 17V16H139ZM143 17V16H142ZM15 18V17H14ZM14 18H12V20L14 19ZM22 18V17H21ZM23 18H24V16H23ZM27 18V17H26ZM50 18V17H49ZM16 19V18H15ZM29 18H27V20H28ZM38 19V18H37ZM80 19V18H79ZM85 19V18H84ZM17 20V19H16ZM31 20V19H30ZM86 20V19H85ZM21 21V20H20ZM88 21V20H87ZM97 21V20H96ZM100 21V20H99ZM98 21V26L97 27H99V22ZM140 21V20H139ZM149 21V20H148ZM39 22H40V20H39ZM38 22V23H39ZM101 22H103V21H101ZM142 22V21H141ZM147 22V21H146ZM14 23V22H13ZM20 23V22H19ZM34 23V22H33ZM149 23V22H148ZM10 24V25H9ZM91 24H92V21H91ZM131 24V23H130ZM151 24V23H150ZM16 25V26H17ZM125 25V24H124ZM38 26V25H37ZM141 26V25H140ZM17 27V28H18ZM32 27V28H31ZM148 27V26H147ZM9 28H11V33H12V30L13 31H18V32H21L19 35H21V37H22V41H21V44H23L22 46H21V44H20V41H19V44L20 45H18V46H20V48L19 49H15V48H17L16 47V44H14L13 42H10V40L8 39V37H5L6 35H7V29L9 30ZM100 28V27H99ZM127 28V27H126ZM125 28V29H126ZM149 28V27H148ZM124 29V28H123ZM151 29V28H150ZM4 31V33L2 34L1 32H3ZM116 30V31H115ZM127 30H129V29H127ZM136 30V29H135ZM140 30V29H139ZM138 30V31H139ZM124 31H126V30H124ZM129 31H131V30H129ZM259 31H261L260 30V25H259ZM258 31V32H259ZM9 33V32H8ZM116 33H118L119 34V37L121 38V36H122V41L124 42H120L119 44L121 45V48H120V46L119 47H117L116 48V46H114V44H116L117 42H118V37L117 36H115V34ZM148 33V32H147ZM261 33V32H260ZM137 34V33H136ZM147 35V34H146ZM153 35V37H155V35H156V37H158L157 36V34H155L154 35V33L152 34ZM9 37H10V35H8ZM11 36H14V35H11ZM137 36H138V34H137ZM142 36V35H141ZM143 36H144V34H143ZM149 36V35H148ZM150 36H151V34H150ZM149 36V37H150ZM152 37V38H153ZM155 37V38H156ZM15 38H18L19 40H20V37L19 36H17V37H15ZM151 38V39H152ZM158 38H160V35H159V37ZM261 38V37H260ZM259 38V39H260ZM17 39V40H18ZM154 39V38H153ZM258 39V38H257ZM13 41V40H12ZM120 41V40H119ZM131 41H133V40H131ZM154 41V40H153ZM15 42V41H14ZM130 42V41H129ZM155 42V41H154ZM129 44V43H128ZM162 43H161V45H163ZM125 45V44H124ZM6 46V45H5ZM120 48V49H119ZM162 49V48H161ZM164 49V48H163ZM162 51V50H161ZM218 51V50H217ZM222 51V50H221ZM131 52L133 53V54H131ZM163 52V51H162ZM218 52H220V51H218ZM162 55V54H161ZM181 55H183L182 57H184V59H185V61H184V59H182L181 58ZM215 55H216V53H215ZM220 54H218V55H216V56H219ZM164 56V55H163ZM222 57V56H221ZM161 58H162V56H161ZM168 58V59H169ZM162 59H164V58H162ZM183 61H182V60ZM196 59V58H195ZM222 59V58H221ZM197 60V59H196ZM164 61V60H163ZM165 62V61H164ZM196 62V61H195ZM222 63V62H221ZM164 66H165V64H164ZM0 67H1V65H0ZM3 68V67H2ZM2 68H1V70H2ZM2 72V71H1ZM219 72V71H218ZM3 73H5V72H3ZM2 73V74H3ZM200 74V73H199ZM216 74V73H215ZM218 75V74H217ZM6 76V75H5ZM199 76V75H198ZM201 76V75H200ZM209 76V75H208ZM2 77H4V76H2ZM170 77H174L173 79H175V81H177V82H173V83H169L168 82V79L170 78ZM10 78L8 77V79L10 80ZM214 78H215V76H214ZM5 79H6V77H5ZM171 79V78H170ZM10 80V81H11ZM214 80V79H213ZM2 81H4V79H2ZM5 83H7L8 81H4ZM5 83H3L4 85H5ZM195 83V82H194ZM219 83V82H218ZM220 83H221V81H220ZM206 84H207V80H206ZM2 85V84H1ZM7 85H8V83H7ZM205 85V84H204ZM182 86V85H181ZM184 86V85H183ZM202 86H203V84H202ZM214 86V85H213ZM11 87V86H10ZM191 87H192V85H191ZM210 87V86H209ZM220 87V86H219ZM184 88H185V86H184ZM186 88H188V87H186ZM198 88V87H197ZM215 88V87H214ZM10 89V88H9ZM11 89H12V87H11ZM10 89V90H11ZM108 89V88H107ZM114 89V90H115ZM208 89V88H207ZM213 89V88H212ZM111 90V89H110ZM171 90V89H170ZM176 90H178V88L176 89ZM202 90V89H201ZM220 90V89H219ZM172 91V90H171ZM174 91V90H173ZM184 91V90H183ZM200 91V90H199ZM9 92V91H8ZM185 92V91H184ZM214 92V91H213ZM15 93H16V91H15ZM172 93V92H171ZM176 94L177 93H179L178 91L177 92H175ZM182 93V91L180 92V94ZM188 93V92H187ZM191 93V92H190ZM193 93H194V89H193ZM202 93V92H201ZM200 93V94H201ZM205 93V92H204ZM117 95H120L119 93H116ZM166 94V93H165ZM185 94V93H184ZM207 94V93H206ZM217 94V93H216ZM11 95V94H10ZM13 95V94H12ZM171 95V94H170ZM177 95H179V94H177ZM176 95V96H177ZM186 95H188V94H186ZM202 95V94H201ZM200 95V96H201ZM250 95V94H249ZM253 95V94H252ZM181 96V95H180ZM180 96H179V98H178V96L176 97V98H178V99H180ZM185 96V95H184ZM209 96V95H208ZM235 96H237V95H235ZM5 97V96H4ZM121 97V98H122ZM211 97V96H210ZM257 96H255V98H256ZM259 98H260V96H258ZM120 98V97H119ZM176 98H174L175 99V101H176V104L178 103L177 102V100H176ZM184 98V97H183ZM191 98V97H190ZM235 98V97H234ZM233 98V99H234ZM240 97H238V99H239ZM242 98V97H241ZM255 98H254V100L253 101H255ZM259 98H258V101H259ZM6 99V98H5ZM19 99V98H18ZM22 99V98H21ZM122 99V100H123ZM168 99V98H167ZM189 99V98H188ZM204 99V98H203ZM208 100H209V98H207ZM212 99V98H211ZM236 99V98H235ZM237 99V100H238ZM4 100V99H3ZM166 101V97L163 99V101ZM184 100V99H183ZM195 100H197V99H195ZM202 100V99H201ZM206 100V99H205ZM204 100V101H205ZM207 100V101H208ZM222 100V99H221ZM240 100V99H239ZM244 100V99H243ZM248 100H250V99H248ZM261 100V99H260ZM23 101V100H22ZM207 101H206V103H207ZM228 101V100H227ZM230 101V100H229ZM234 101H236V100H234ZM257 101V100H256ZM256 101H255V105H256ZM20 102V101H19ZM123 102V101H122ZM126 102V103H127ZM179 102H180V105H181V101L179 100ZM183 102V101H182ZM238 102V101H237ZM239 102H241V101H239ZM246 102H247V100H246ZM2 103H3V101H2ZM124 103V102H123ZM126 103H125V105H126ZM167 103V102H166ZM165 103V105H169L168 103L166 104ZM197 103V102H196ZM195 103V104H196ZM205 103V104H206ZM210 103V102H209ZM219 103V102H218ZM231 102H229V104H230ZM244 103H245V101H244ZM259 104H260V102H258ZM257 103V104H258ZM263 103H264V99H263ZM4 104V103H3ZM3 104H2V106H3ZM20 104V103H19ZM24 104V103H23ZM128 103H127V105H129ZM173 104V103H172ZM172 104H171V107H172ZM186 104V103H185ZM216 104V103H215ZM233 104H234V102H233ZM232 104V106H237V104L235 105H233ZM250 104V103H249ZM249 104H247V105H245V110H246V108L248 107V105ZM8 105V104H7ZM17 105V104H16ZM15 105V106H16ZM117 105H119V104H117ZM163 105H164V102H163ZM201 105H203V104H201ZM222 105V104H221ZM219 106L220 108L222 107V106ZM262 105H264V104H262ZM26 106V107H27ZM124 106V105H123ZM123 106H121V107H123ZM167 106H166V108H167ZM216 106V105H215ZM231 106V105H230ZM241 106L243 107V105H242V103H241ZM247 106V107H246ZM253 108L255 107L254 106V103H253ZM0 107H1V105H0ZM9 107V106H8ZM117 107V106H116ZM127 107V106H126ZM165 107V106H164ZM177 107H178V105H177ZM180 107V106H179ZM199 107H200V105H199ZM223 107H224V102H223ZM241 107V109L243 110V108ZM250 107H251V105H250ZM249 107V108H250ZM4 108V107H3ZM124 108V107H123ZM128 108V107H127ZM126 108V109H127ZM173 108V107H172ZM197 108H198V106H197ZM201 108V107H200ZM228 108V107H227ZM238 108V107H237ZM249 108H248V112H249ZM257 108H258V105H257ZM262 107H260V108H258V109H261ZM9 109H10V107H9ZM24 109V108H23ZM26 109V108H25ZM28 109V108H27ZM117 109H119V110H117V111H119L120 112V108L119 107H117ZM157 109V108H156ZM159 109V108H158ZM174 109V108H173ZM234 109V108H233ZM240 109V108H239ZM240 109V110H241ZM125 110V109H124ZM124 110H122L121 111V113H124L123 111ZM163 110V109H162ZM162 110H160V111H162ZM167 110H169V108L167 109ZM171 110V109H170ZM174 110H177V108L176 109H174ZM174 110H173V112H174ZM179 110V109H178ZM235 110V109H234ZM233 110V112H235ZM239 110V111H240ZM244 110V111H245ZM264 110V109H263ZM5 111H6V109H5ZM13 111V110H12ZM16 111V110H15ZM26 111V110H25ZM126 111V110H125ZM127 111H129V110H127ZM126 111V112H127ZM153 111H151V112H153ZM166 111V110H165ZM184 111V110H183ZM194 111V110H193ZM200 111V110H199ZM204 111H205V109H204ZM203 111V112H204ZM220 111V110H219ZM218 111V112H219ZM222 111V110H221ZM237 111V110H236ZM250 111H251V109H250ZM19 112V111H18ZM29 112V111H28ZM119 112H117V113H119ZM159 112V111H158ZM157 112V113H158ZM196 112V111H195ZM194 112V113H195ZM197 112H198V110H197ZM243 112V111H242ZM242 112L240 113V115L242 114ZM253 112H255L256 113V111L254 110ZM259 112H262L261 110H259ZM15 113V112H14ZM26 113V112H25ZM134 113V112H133ZM132 113V114H133ZM136 113V112H135ZM139 113V114H140ZM156 113V114H157ZM167 114H169L168 112H166ZM176 113H178V112H176ZM182 113V112H181ZM180 113V114H181ZM187 113V112H186ZM189 113V112H188ZM224 113V112H223ZM238 113V112H237ZM245 113V112H244ZM244 113L242 114V116L244 115ZM264 113V112H263ZM10 114H11V112H10ZM16 114V113H15ZM23 114V113H22ZM22 114H20V116L22 115ZM127 114V113H126ZM126 114H125V116H126ZM128 114H130V113H128ZM127 114V115H128ZM137 114V113H136ZM142 114V113H141ZM144 114H145V111H144ZM148 114V113H147ZM146 114V115H147ZM153 114H155V113H153ZM161 114V113H160ZM163 114H165L164 113V111H163ZM162 114V115H163ZM173 114H175V113H172L171 115H172V117H174L175 115H178V114H175V115H173ZM198 114V113H197ZM235 114H236V112H235ZM250 114H252V113H250ZM258 115H259V113H257ZM17 115V114H16ZM24 115V114H23ZM23 115L21 116L22 117V119H23ZM123 115V114H122ZM138 115V114H137ZM143 115V114H142ZM142 115H140V116H142ZM145 115V116H146ZM162 115H161V119H162ZM186 115V114H185ZM194 115V114H193ZM211 115H213V114H211ZM245 115L246 116H248V113L246 112L245 113ZM254 115H256V114H254ZM263 115V114H262ZM25 116H27L26 114H25ZM117 116V115H116ZM119 116H121L120 114H119ZM124 115H123V118L125 117ZM129 116V115H128ZM131 116V115H130ZM129 116V117H130ZM133 116H135V115H133ZM132 116V117H133ZM157 116H158V118H160V116L157 114ZM187 116H189V115H187ZM218 116H219V114H218ZM239 115H236V117H238ZM241 116V117H242ZM246 116H244V117H246ZM250 116V118H251V116L252 117H256V116H253V114L252 115H249ZM260 116V115H259ZM258 116V117H259ZM155 117V116H154ZM165 117H166V115H165ZM182 117V116H181ZM190 117V116H189ZM226 117V116H225ZM235 117V118H236ZM241 117H240V119H241ZM15 118V117H14ZM28 118V117H27ZM122 118V119H123ZM134 118H136V117H134ZM138 118V117H137ZM136 118V119H137ZM144 118V116L142 117V119ZM151 118V117H150ZM156 118V117H155ZM168 118V117H167ZM177 117L175 116V118H174V121H175V119H176ZM229 118V117H228ZM233 119H232V121L234 122L235 120H234V117H232ZM248 119H249V117H247ZM2 119H3V117H2ZM7 119V118H6ZM9 119V118H8ZM32 119V118H31ZM120 119H121V117H120ZM128 119V118H127ZM142 119H140V120H142ZM161 119L159 120L160 121V124H161ZM168 119H170V118H168ZM179 119V118H178ZM181 119V118H180ZM201 119V118H200ZM239 119V118H238ZM246 119V118H245ZM247 119V121L246 122H248L249 120ZM260 119H261V117H260ZM260 119H259V122L261 123V124H263V127H261V126H259V124H257L258 126H259V128H258V126H257V129L255 130V129H253V132H254V130H255V134H256V132H257V130H259L260 131V129H264V123H262V121H260ZM24 120V119H23ZM25 120H26V118H25ZM126 120V119H125ZM129 120H130V118H129ZM128 120V121H129ZM139 120V121H140ZM149 120V119H148ZM172 119H170L169 120V122H172L171 121ZM192 120H193V118H192ZM224 120V119H223ZM252 120H253V118H252ZM5 121V120H4ZM9 122H10V119L8 120ZM33 121V120H32ZM31 121V122H32ZM128 121H127V124H128ZM137 120H132V122H136ZM145 121H146V119H145ZM163 121H164V119H163ZM162 121V124L163 123H167L168 124V120L166 121V122H163ZM188 121V120H187ZM203 121V120H202ZM212 121V120H211ZM225 121V120H224ZM223 121V122H224ZM228 121V120H227ZM227 121H226V125H230L231 126V124H232V122H230V123H227ZM237 121V120H236ZM235 121V122H236ZM258 121V120H257ZM263 121H264V119H263ZM26 122V121H25ZM131 122V123H132ZM153 122H155V120L153 121ZM152 122V123H153ZM158 121L156 120V123H157ZM215 122V121H214ZM222 122V121H221ZM229 122V121H228ZM255 122V120H253V122H250V124L252 123H254ZM22 123V122H21ZM38 123V121L36 122V124ZM40 123H38V124H40ZM124 123V122H123ZM148 123L149 122H147V123H145L146 125H147V127H148ZM196 123V122H195ZM198 123V122H197ZM196 123V124H197ZM204 123H205V121H204ZM240 123V122H239ZM242 123H243V121H242ZM6 124V123H5ZM40 124V125H41ZM121 124V125H120ZM140 124V123H139ZM150 124V123H149ZM154 124V123H153ZM158 124H159V122H158ZM237 124V122L235 123V125ZM246 124V123H245ZM244 124V125H245ZM255 124H256V122H255ZM13 125V124H12ZM109 125V126H108ZM112 125V126H111ZM125 125H126V121H125V123H124V128H125ZM134 125V124H133ZM136 125H137V123H136ZM141 125V124H140ZM139 125V126H140ZM146 125H144V126H146ZM164 125V124H163ZM169 125H173V122H172V124L171 123H169ZM195 125V124H194ZM194 125H193V128H194ZM228 125V126H229ZM240 126L239 127H243V124H242V126H241V123L239 124ZM25 126V125H24ZM35 126V123H34V125H33V127ZM37 126V125H36ZM138 126V125H137ZM138 126V127H139ZM144 126H142L141 125V128L142 127H144ZM159 126V125H158ZM165 126V125H164ZM198 126V125H197ZM220 126V125H219ZM230 126L228 127V130H229V128H230ZM233 126H234V123H233ZM238 126V125H237ZM251 126V125H250ZM22 127V126H21ZM30 127V126H29ZM132 127V126H131ZM134 127H136L135 125H134ZM150 127H152V124L151 125H149V128ZM156 127H157V125H156ZM156 127H154V125H153V128H155L156 129ZM170 127V126H169ZM199 127V126H198ZM201 127V129L202 128H204V129H206L207 130V128H205V126H203L202 127V125L200 126ZM200 127L198 128V129H200ZM223 127H225L224 125H223ZM223 127H222V129H223ZM239 127H236L237 129L239 128ZM248 127H249V125H248ZM253 127V126H252ZM261 127V128H260ZM31 128H32V126H31ZM36 128V127H35ZM38 128V127H37ZM126 128H128L127 127V125H126ZM164 128V127H163ZM162 128V129H163ZM166 129H168L167 127H165ZM176 128V127H175ZM211 128V127H210ZM234 128V127H233ZM245 129H248V128H246V127H244ZM23 129V128H22ZM26 129V128H25ZM120 129V128H119ZM121 129L119 130V131H121ZM131 129H133V128H131ZM143 129V128H142ZM146 129V128H145ZM154 129V130H155ZM157 129H158V127H157ZM192 129V128H191ZM200 129V131H196L197 132V135L195 134V136H193L194 135V131L193 132H191L192 133V137H190L191 138V140H190V138H189V140H188V138L187 137H184L186 140H188L189 142H186L185 143V141H184V143H183V138L182 139H180L181 140V142L183 143V145L185 146V144H187V146H188V148H189V143L191 142V144H190V146L192 147V145H193V140L194 139H196V136H203L204 137V133L202 132L203 130H201ZM226 129H227V127H226ZM225 129V130H226ZM231 129V128H230ZM236 129V130H237ZM24 130V129H23ZM42 130V129H41ZM40 130V132H42ZM114 130V129H113ZM116 130V129H115ZM127 130V129H126ZM147 130V129H146ZM153 130V129H152ZM159 130V132H160V130H161V128H159L158 129ZM195 130V129H194ZM217 130V129H216ZM239 130V129H238ZM249 130V129H248ZM246 131V134H247V132H248V134H247V137H248V135H249V137H251V140H252V142H253V140H255V139H253L252 138V134L253 135H255L254 133H252L251 135L249 134V131ZM28 131V130H27ZM26 131V132H27ZM29 131H30V129H29ZM47 131V130H46ZM49 131V130H48ZM130 131V130H129ZM133 131V130H132ZM144 131V130H143ZM143 131H139V130H137V132H142L141 134H143V135H145L144 133L145 132H143ZM157 131V130H156ZM164 131H165V129H164ZM163 131V132H164ZM169 131H171V128H169ZM169 131H167L166 130V132L167 133H171V132H169ZM174 131V130H173ZM205 131V130H204ZM208 131V130H207ZM220 131V130H219ZM242 131V130H241ZM240 131V132H241ZM259 131L257 132V133H259ZM25 132V131H24ZM45 132V131H44ZM44 132H42L41 133V136L40 137H42L43 135H44ZM55 132V131H54ZM115 132H117V131H115ZM123 132V131H122ZM126 132V131H125ZM134 132V131H133ZM159 132H158V134H159ZM166 132H164V133H166ZM187 132H189V130L187 131ZM206 132V131H205ZM214 132V131H213ZM224 132V131H223ZM244 132H245V130H244ZM251 132V131H250ZM263 132L264 131H262V135H263ZM113 133H114V131H113ZM132 133V132H131ZM147 133H149V132H147ZM157 133V132H156ZM163 133V134H164ZM167 133H166V136H167ZM174 133V132H173ZM191 133H190V135H191ZM207 133V132H206ZM212 133V132H211ZM209 134L208 133V135H210V136H212V134ZM26 134V133H25ZM37 134V133H36ZM47 134V133H46ZM45 134V135H46ZM50 134H51V131H50ZM52 134H54L53 132H52ZM56 134V133H55ZM54 134V135H55ZM60 134V135H59ZM122 134L123 133H121V136H122ZM126 134V133H125ZM133 134V133H132ZM154 134V133H153ZM157 134V135H158ZM162 134V132H161V135H163ZM186 134H188V133H186ZM214 134H215V132H214ZM237 134H239L238 133V131H237ZM237 134H235V131L233 132V130H230V131H226V133H224V136H223V138H222V140L221 141H223V143L224 144H226V147L227 148H229L230 149V151L231 152H234V153H237V158L239 157V155H238V153H241V154H243L242 152H245V150H246V148H247V150H248V145H247V143L249 142V138H248V142L245 144V146H246V148L243 150V148H242V152H241V150H240V137H241V140L243 139V138H245V136H244V134L242 133V135H243V138H242V136L241 135H237ZM260 134H261V131H260ZM117 135V134H116ZM127 135L128 134H126V137H127ZM134 135V134H133ZM137 135V134H136ZM143 135H141L142 137H143ZM157 135H155V137L157 136ZM160 135V134H159ZM190 135H188V136H190ZM259 135V134H258ZM257 134H256V136H258ZM262 135H260V136H262ZM31 136V135H30ZM121 136H119V137H121ZM149 136V135H148ZM148 136L146 137H143V140H141V138L142 137H140V140H141V142L143 143V144H146V140H148ZM213 136H216V134L215 135H213ZM219 136H221V135H219ZM219 136H218V138H219ZM32 137V136H31ZM124 137H125V135H124ZM131 138L132 136L131 135H129L127 138ZM133 137H135V136H133ZM138 136H137V141H138V138H139ZM168 137V136H167ZM171 137H172V135H171ZM180 137H181V135H180ZM239 137V138H238ZM255 137V136H254ZM262 137H264V135L262 136ZM30 138V137H29ZM44 138V137H43ZM113 138V139H112ZM116 138V137H115ZM153 138H154V135H153ZM152 137L150 138L151 140L153 139ZM157 138V137H156ZM169 138V137H168ZM207 138V137H206ZM213 139V137H210V140H212ZM216 139H218L217 137H215ZM214 138V139H215ZM117 139V138H116ZM115 139V140H116ZM120 139V138H119ZM125 139V138H124ZM134 139V138H133ZM165 139V138H164ZM163 139V141H165ZM176 139V138H175ZM208 139H209V137H208ZM207 139V140H208ZM32 140H33V138H32ZM43 140V139H42ZM44 140H45V138H44ZM46 140H47V137H46ZM60 140V139H59ZM63 140H61L62 142H63ZM126 140V139H125ZM136 140V139H135ZM134 140V143L136 142ZM156 140H158V138L156 139ZM179 140V139H178ZM198 140L200 141V138L198 137ZM220 140V139H219ZM247 140V139H246ZM256 140H257V138H256ZM255 140V141H256ZM262 140H264V139H262ZM34 141H36V140H34ZM130 141H132V143H133V140H130ZM195 141V140H194ZM243 141L244 140H242V143H243ZM48 143H49V141H47ZM50 142H51V140H50ZM116 142H119V141H116ZM140 142V143H141ZM151 142V141H150ZM154 142V141H153ZM179 143H180V141H178ZM196 142H197V140H196ZM213 142V145H214V141H212ZM211 142V143H212ZM218 142V141H217ZM220 142V141H219ZM219 142L217 143V145H219ZM37 143H38V141H37ZM47 143V145H49ZM58 143V142H57ZM121 143V142H120ZM123 143H125V141L123 142ZM142 143H141V145L139 144V143H137L136 142V144H139V146H142ZM152 143V142H151ZM165 143V142H164ZM215 143H216V141H215ZM43 144H44V141H43ZM53 144H56V143H54V140H53ZM117 146H115V145ZM150 144V143H149ZM171 144V143H170ZM176 144L177 145H179L178 143H177V141H176ZM175 144V145H176ZM181 144V143H180ZM221 144V143H220ZM244 144V143H243ZM243 144H242V146H243ZM253 144H254V142H253ZM255 144H256V142H255ZM258 144H260V145H258V148L259 147H261V142H259ZM46 145V146H47ZM52 145V144H51ZM62 145L63 146H65L63 143H62ZM153 145H154V143H153ZM155 145H156V142H155ZM166 145V144H165ZM182 145V144H181ZM180 145V146H181ZM194 145H195V142H194ZM222 145V147H223V144H221ZM250 145V144H249ZM262 145H264V144H262ZM58 146H59V143H58ZM63 146H62V148L61 149H63ZM67 146V145H66ZM147 146H148V144H147ZM158 146V145H157ZM173 146V145H172ZM220 146V145H219ZM43 147V146H42ZM89 147V148H88ZM129 147H135V146H132V144H131V146L129 145ZM138 147V146H137ZM154 147V146H153ZM156 147V146H155ZM159 147V146H158ZM162 147H164V148H166V146H162ZM174 147V146H173ZM183 147V146H182ZM221 147V148H222ZM263 147V146H262ZM40 147H37V149H39ZM47 148V147H46ZM49 148V147H48ZM47 148V149H48ZM127 148V149H126ZM136 148V147H135ZM134 148V149H135ZM169 148V147H168ZM181 148V147H180ZM184 148V147H183ZM193 148V147H192ZM195 148V147H194ZM252 148V146H250V148L249 149H251ZM255 148V147H254ZM253 148V149H254ZM264 148V147H263ZM262 148V149H263ZM56 149V148H55ZM90 149H92V148H90ZM140 149H142V148H140ZM159 149V154H160V156H161V151H160V148H158ZM167 149V148H166ZM180 150L179 149V146H178V148L176 147L175 148V150ZM186 149H187V147H186ZM260 149V148H259ZM49 150V149H48ZM58 150L59 149H57V153H58ZM64 150H66V149H64ZM64 150H62V151H64ZM133 150V149H132ZM193 150V149H192ZM191 150V151H192ZM228 150V149H227ZM247 150H246V153H247ZM256 151H257V149H255ZM255 150H252L253 151V153H255V155H256V151ZM261 150V149H260ZM1 151V150H0ZM41 151V150H40ZM46 151V150H45ZM50 151V150H49ZM61 151V150H60ZM69 151V153H71ZM94 151H95V153H94ZM134 151V150H133ZM138 151V150H137ZM136 151V152H137ZM157 151V150H156ZM164 150L162 149V152H163ZM174 151V150H173ZM172 151V152H173ZM182 151V150H181ZM181 151H178V152H181ZM183 151H185V149L183 150ZM191 151H189L188 149H187V151H186V153L188 152L189 154L190 153H192V154H195V152H191ZM193 151H195V150H193ZM4 152V151H3ZM85 152H86V150H85ZM84 152V153H85ZM88 152H90L89 150H88ZM165 152H166V150H165ZM176 152V154H177V151H175ZM197 152V151H196ZM262 152V153H261ZM263 152H264V149L262 150V151H260V153L262 154V156H263ZM1 153V152H0ZM50 153H51V151H50ZM61 153V152H60ZM68 153V152H67ZM84 153H83V155H84ZM133 153H135V152H133ZM132 153V154H133ZM139 153H142V151L141 152H139ZM150 153V152H149ZM149 153H146V156H147V154H149ZM153 153V152H152ZM170 153H171V150H170ZM182 153V152H181ZM251 153V152H250ZM47 154H48V151H47ZM46 154V155H47ZM52 154V153H51ZM62 154V153H61ZM72 154V153H71ZM87 154V153H86ZM85 154V155H86ZM156 154V153H155ZM249 154V153H248ZM63 155V154H62ZM68 155V154H67ZM67 155H65V156H67ZM90 155V153L88 154V156ZM163 155H165V153L163 154ZM168 155V154H167ZM175 155V154H174ZM179 157L181 156V154H177ZM185 155V154H184ZM197 155H198V153H197ZM196 155V156H197ZM250 155V154H249ZM249 155H248V157H249ZM253 155V154H252ZM254 155V156H255ZM258 155H260L259 154V151H258ZM258 155H256L257 157H258ZM52 156H54L55 157V153H54V155L52 154ZM69 156V155H68ZM70 156H72V155H70ZM70 156H69V158H70ZM150 156H151V154H150ZM154 156V155H153ZM159 156V155H158ZM185 156H186V158H185ZM184 157H183V155H182V157L183 158H185V160H187L186 161V163H184V165L186 164V166H185V169L183 170L184 172H185V170L187 171V173L189 174H192V170H193V166H192V163L190 162V160L189 159H191V154H190V158L189 157H187L188 155L186 154ZM201 156V155H200ZM57 157V156H56ZM73 157V156H72ZM79 157V156H78ZM87 157V156H86ZM194 157V156H193ZM192 157V158H193ZM245 157H247L246 155H245ZM245 157H244V154H243V156H242V158L243 159H240V160H242V162H244V159H245ZM250 157H252V159H253V156H250ZM249 157V159H251ZM256 157V158H257ZM261 157V156H260ZM5 158V157H4ZM8 158V157H7ZM6 158V159H7ZM63 158H64V156H63ZM68 158V159H69ZM80 158V157H79ZM155 158V157H154ZM161 158V157H160ZM197 158V157H196ZM199 158V161H201L203 158H201V160H200V157H198ZM241 158V157H240ZM259 158V157H258ZM48 159V158H47ZM50 159H52V158H50ZM57 159V158H56ZM67 159V158H66ZM73 159V158H72ZM82 159H83V157H82ZM159 159V158H158ZM164 159H165V156H164ZM248 158H247V160H249ZM251 159V160H252ZM262 159V158H261ZM61 160V159H60ZM64 160V159H63ZM71 160V159H70ZM80 160H81V158H80ZM84 160H85V157H84ZM87 160V159H86ZM153 160V159H152ZM192 160H194V158L192 159ZM191 160V161H192ZM258 160V159H257ZM256 160V161H257ZM42 161V160H41ZM83 161V160H82ZM81 161V162H82ZM146 161V160H145ZM154 161H155V159H154ZM157 161V160H156ZM160 161H162V160H160ZM198 161V162H199ZM256 161H255V164H256ZM259 161H261V160H259ZM263 161V160H262ZM54 162V161H53ZM57 162H58V160H57ZM65 163H66V161H64ZM87 162H88V160H87ZM125 162V163H124ZM193 162H195V161H193ZM197 162V161H196ZM245 162L247 163V161L245 160ZM248 162H250V161H248ZM252 162V161H251ZM61 163H62V160H61ZM74 163V162H73ZM72 163V164H73ZM154 163V162H153ZM152 163V164H153ZM158 163V162H157ZM202 163V162H201ZM203 163H205V161L203 162ZM210 163V162H209ZM3 163H1V165H2ZM9 164V163H8ZM43 164V163H42ZM55 165H56V162L54 163ZM59 165H60V163H58ZM58 164L56 165V166H58ZM67 164V163H66ZM79 164V163H78ZM81 164V163H80ZM83 164V163H82ZM151 164V165H152ZM162 164V163H161ZM199 164H200V162H199ZM222 164H223V166H225V167H227L229 170H232L233 168H234V164L232 163V161H230V160H228V158H225L223 161H222ZM241 164V163H240ZM5 165H7V164H5ZM54 165V166H55ZM65 165V164H64ZM63 164H62V166H64ZM90 165H89V167H90ZM125 165L126 166H128L127 168L125 167ZM159 165H160V163H159ZM158 165V166H159ZM207 165H209L207 162H206V166ZM250 165V164H249ZM251 165H252V163H251ZM249 166L250 167V169L252 170V172H253V165L252 166ZM258 165V164H257ZM67 166V165H66ZM83 166V165H82ZM82 166L79 168V169H81V170H84V167H83V169H82ZM87 166V165H86ZM155 166V165H154ZM206 166H204V167H206ZM245 166V165H244ZM48 167V166H47ZM60 167V166H59ZM67 167H69V164H68V166ZM67 167H66V171H67ZM89 167H87V168H89ZM151 167H152V169H151ZM157 167V166H156ZM161 167H163V165L162 166H160V168ZM196 167H198V166H196ZM210 167V166H209ZM213 167V166H212ZM246 167V166H245ZM254 167H255V165H254ZM257 167V166H256ZM255 167V168H256ZM2 168V167H1ZM53 168V167H52ZM73 168H75V167H73ZM76 168H77V166H76ZM75 168V169H76ZM86 168V169H87ZM125 168V169H124ZM164 168V167H163ZM214 168V167H213ZM242 168H243V170L242 171H239L238 172V174H237V176H235V177H233L232 178V175H231V177H229V175L230 174H228V177L231 179L232 178V180H233V183L236 185H239V187H240V184H244V183H247V182H249L250 181V177H251V173L249 174V172L247 171L248 169L246 168V170L244 169V167L242 166ZM241 168V169H242ZM254 168V169H255ZM5 168L3 167V169L2 170H4ZM6 169H8V168H6ZM39 169H40V167H39ZM50 169V168H49ZM126 169H127V171H126ZM156 169V168H155ZM208 169V168H207ZM211 169V168H210ZM216 168H214V170H215ZM260 169H261V167H260ZM51 170H53V169H51ZM78 170V169H77ZM88 170V169H87ZM161 170H162V168H161ZM181 170H182V168H181ZM194 170H195V168H194ZM200 170H203V167H202V169H200L199 168V170H198V168H197V171L196 172H198V171H200ZM205 170V169H204ZM213 170V171H214ZM257 170V169H256ZM258 170H259V168H258ZM5 171V170H4ZM8 171V170H7ZM55 171V170H54ZM69 171V170H68ZM75 171V170H74ZM157 171V170H156ZM208 171H209V169H208ZM255 171V170H254ZM260 171V170H259ZM263 171V170H262ZM36 172V171H35ZM39 172V171H38ZM49 172H51V171H49ZM48 172V173H49ZM82 172V171H81ZM149 172V173H150ZM159 172H160V169H159ZM162 172V171H161ZM257 171H255V173H256ZM7 173V172H6ZM45 173V172H44ZM52 173H54V172H51V173H49V174H52ZM59 173V172H58ZM73 173V172H72ZM75 173V172H74ZM84 173H86V171H84ZM156 174H157V172H155ZM186 173V175H188ZM199 173V172H198ZM201 173V172H200ZM254 173V174H255ZM260 173L261 174H263L261 171H260ZM8 174V173H7ZM68 174V173H67ZM126 174H128V173H126ZM126 174H125V177H126ZM184 174V173H183ZM203 174H205V173H203ZM212 174V173H211ZM253 174V173H252ZM5 175V174H4ZM77 175H79V173L77 174ZM85 175V174H84ZM87 175V174H86ZM152 175V176H151ZM182 175V174H181ZM181 175H180V177H181ZM209 175V174H208ZM258 175H260V174H258ZM258 175H257V177H258ZM185 176V175H184ZM45 177H46V175H45ZM45 177H42V175H41V178L43 179V178H45ZM58 177H59V174H58ZM81 177H82V175H80V179H81ZM157 177H158V175H157ZM263 177H264V175H263ZM4 178L6 179V177H3V174H2V172L0 171V228L3 226V221H5L4 220V217H3V209H4V207H6L5 206V197L8 195V193L6 192V188H5V180H4ZM38 178L39 177H37V180H38ZM50 178H52L51 177V175H50ZM57 179V177H56V175H54V179ZM60 178V177H59ZM72 178V177H71ZM161 178V177H160ZM163 178V177H162ZM166 178V177H165ZM165 178H163L164 180H165ZM184 178V177H183ZM195 178V177H194ZM197 178H199V177H197ZM215 178V177H214ZM223 178H225V182H226V177H225V175H224V177ZM252 178V177H251ZM258 178H261V177H258ZM55 179V180H56ZM79 179V180H80ZM123 179V180H122ZM128 179V178H127ZM129 179L131 180H129V184H131V182L134 180V178H133V180H132V178H130V175H129ZM187 179H189L188 181H190L191 182V184L193 185V184H195L194 182H193V177H192V179H190L189 177L187 178ZM207 179V178H206ZM206 179H205V182H206ZM212 179V178H211ZM54 180V181H55ZM62 180V179H61ZM65 180V179H64ZM181 180V179H180ZM184 180V179H183ZM196 181H197V179H195ZM194 180V181H195ZM202 180V179H201ZM216 180V179H215ZM214 180V181H215ZM223 180L224 179H222V182H223ZM231 180V181H232ZM261 180V179H260ZM264 180V179H263ZM7 181H8V177H7ZM57 181V180H56ZM60 181V180H59ZM135 181V180H134ZM138 181H139V178H138ZM167 181H168V179H167ZM187 181V180H186ZM186 181H185V184H186ZM200 181V180H199ZM204 181V180H203ZM227 181H228V179H227ZM254 181H256V180H253L252 182H254ZM10 182H12V181H10ZM62 182V181H61ZM64 182H66V180L64 181ZM63 182V183H64ZM68 182L70 183L71 182V184H72V181H70V180H68ZM81 182V181H80ZM82 182H83V179H82ZM193 182V183H192ZM200 182H202V181H200ZM213 182V181H212ZM229 182V181H228ZM264 182V181H263ZM67 183V182H66ZM138 183V182H137ZM209 184H210V182H208ZM214 183V182H213ZM233 183H231V184H233ZM255 184H256V186L258 187V185H257V183L256 182H254ZM8 183L6 182V186H8L7 185ZM50 184V183H49ZM52 184V183H51ZM56 184V183H55ZM59 184H60V182H59ZM65 184V183H64ZM81 184V183H80ZM84 184V183H83ZM136 184V183H135ZM165 184V183H164ZM182 184V183H181ZM184 184V183H183ZM231 184L229 185V183H227V186L228 187H230L231 186ZM250 185H252V183H251V181H250V183H249ZM248 184V185H249ZM13 185V184H12ZM67 185V184H66ZM69 185V184H68ZM68 185H67V187H66V190L68 191ZM74 185V184H73ZM132 185H133V182H132ZM138 185H139V183H138ZM160 185V186H159ZM167 185V184H166ZM169 185V184H168ZM199 185V188H200V184H198ZM204 185H205V183H203V187H204ZM247 185V186H248ZM254 185V184H253ZM252 185V186H253ZM264 185V184H263ZM43 186V185H42ZM55 186H57V185H55ZM80 186H82V185H80ZM130 186V185H129ZM163 186V185H162ZM209 186H211V185H209ZM247 186H245V187H247ZM252 186H251V189H253L252 188ZM9 187V186H8ZM14 187V186H13ZM44 187V186H43ZM62 187V186H61ZM64 187H65V185H64ZM135 187V186H134ZM140 187V188H141ZM185 187V186H184ZM228 187H226V188H228ZM40 188V187H39ZM45 188V187H44ZM54 188V187H53ZM72 188V187H71ZM75 188H77V191H78V187H75ZM136 188V187H135ZM139 188V187H138ZM183 188V187H182ZM186 188V187H185ZM232 187H230V189H231ZM254 188H255V186H254ZM41 189V188H40ZM39 189V190H40ZM64 189V188H63ZM188 189V188H187ZM197 189H198V186H197ZM201 189H202V186H201ZM206 189H207V186H206ZM210 189V188H209ZM208 189V190H209ZM241 189V188H240ZM248 189V188H247ZM246 189V190H247ZM261 189H263V188H261ZM48 190V189H47ZM74 189H72V190H70V191H73ZM129 189H127V191H128ZM132 190H133V188H132ZM138 190V189H137ZM192 190H195V189H193V188H191V191ZM207 190V191H208ZM244 190V189H243ZM256 189H254V191H255ZM264 190V189H263ZM41 191V190H40ZM40 191H39V193H40ZM51 191V190H50ZM49 191V192H50ZM69 191V192H70ZM75 191H76V189H75ZM74 191V192H75ZM76 191V192H77ZM134 191V190H133ZM139 191V190H138ZM173 191V190H172ZM197 192H198V194L199 193H202V192H200L199 190H196ZM9 192V191H8ZM14 192V191H13ZM52 192V191H51ZM68 192V193H69ZM76 192H75V195H76ZM80 192V191H79ZM126 192V193H125ZM140 193H138L139 194V198H140V196L142 195L141 194V191H139ZM195 192V191H194ZM193 192V193H194ZM197 192H196V194H197ZM210 192V191H209ZM230 192V191H229ZM233 192H234V189H233ZM242 192V191H241ZM240 192V193H241ZM244 192V191H243ZM253 192V191H252ZM251 192V193H252ZM6 193H7V195H6ZM10 193V192H9ZM12 193V192H11ZM10 193V195H8V196H10L11 197V194ZM54 193H56L55 191H54ZM64 193V192H63ZM71 193H73V192H71ZM81 193V192H80ZM182 193V192H181ZM184 193H186V192H184ZM232 193V192H231ZM248 193H250V191L248 192ZM51 194V193H50ZM49 194V195H50ZM74 194V193H73ZM73 194H72V196H73ZM130 194V193H129ZM132 194V193H131ZM138 194H137V199H139L138 198ZM169 194H170V192H169ZM205 194V193H204ZM239 193H237V195H238ZM244 194H245V192H244ZM45 195V194H44ZM65 195V194H64ZM136 195V193H134V196ZM195 194H193V196H194ZM206 195V194H205ZM230 195V194H229ZM246 195H247V192H246ZM246 195H243V197L245 198V196ZM13 196V195H12ZM42 196V195H41ZM129 196V195H128ZM134 196H131V197H133V200H134ZM166 196V195H165ZM165 196H164V198H165ZM182 196H184V195H182ZM181 196V197H182ZM201 196H202V194H201ZM233 196V195H232ZM250 196V195H249ZM252 196V195H251ZM253 196H255V192L253 193ZM263 196L264 195H262V198H263ZM47 197H48V195H47ZM52 197H53V194H52ZM130 197V198H131ZM146 197H147V199H146ZM189 197V196H188ZM203 197H206V196H203ZM234 197V196H233ZM8 198V197H7ZM49 198V197H48ZM47 198V199H48ZM57 198V197H56ZM153 198H155V200L153 199ZM183 198V197H182ZM192 198V197H191ZM207 198V197H206ZM235 198H236V195H235ZM239 196L236 198L237 200H238V202H239ZM240 198H242L241 197V195H240ZM247 198V197H246ZM254 198H257V197H254ZM38 199H41L40 197L38 198ZM45 199V198H44ZM69 199V198H68ZM127 199V198H126ZM142 199V198H141ZM167 199V198H166ZM172 199V198H171ZM185 199V198H184ZM202 199V198H201ZM214 199V198H213ZM248 199V198H247ZM249 199H251V197L249 198ZM253 199V198H252ZM251 199V200H252ZM15 200V199H14ZM74 200V199H73ZM130 200V199H129ZM133 200H131L132 201V204L133 203H136V202H134ZM136 200V199H135ZM140 200V199H139ZM138 200V201H139ZM203 200V199H202ZM256 200V199H255ZM254 199L252 200V203H251V201L250 200H246V202H248V201H250L249 203H251L252 204V206H253V204L255 203V202H253V201H255ZM51 201V200H50ZM74 201V202H75ZM78 201V202H77ZM137 201V200H136ZM137 201V202H138ZM141 201V203H143ZM163 201H165V199H163ZM169 201V200H168ZM185 201V200H184ZM244 201H245V199H244ZM90 202V203H89ZM159 202V201H158ZM166 202V201H165ZM172 202H174V201H172ZM195 202V201H194ZM193 202V203H194ZM198 202V201H197ZM200 202V201H199ZM243 202V201H242ZM245 202V203H246ZM256 202H257V200H256ZM40 203V202H39ZM42 203V202H41ZM50 203V202H49ZM79 203H81V202H79ZM79 203H78V205H79ZM84 202H82V204H83ZM85 203H84V205H85ZM237 203V202H236ZM244 203V202H243ZM249 203H248V205H249ZM47 204V203H46ZM128 204V203H127ZM155 204H157V203H155ZM161 204V205H162ZM168 204H169V206H168ZM174 204H175V202H174ZM198 204V203H197ZM201 204V202L198 204V205H200ZM240 204H241V202H240ZM259 204V203H258ZM53 205V204H52ZM134 205V204H133ZM133 205H131V206H133ZM139 205V204H138ZM188 205H189V203H188ZM196 205V204H195ZM202 205V204H201ZM200 205V206H201ZM242 205V204H241ZM15 206V205H14ZM43 206V205H42ZM45 206V205H44ZM50 206V205H49ZM54 206V205H53ZM75 206V205H74ZM73 206V207H74ZM125 206H129V205H125ZM124 206V207H125ZM153 206V205H152ZM155 206V205H154ZM153 206V207H154ZM167 206H168V208L169 209H167ZM190 206V205H189ZM203 206H204V204H203ZM240 206V205H239ZM244 206V205H243ZM243 206H241V207H243ZM250 206V205H249ZM248 206V207H249ZM46 207H48L47 205H46ZM45 207V208H46ZM84 207V206H83ZM87 207V208H88ZM127 207H125V208H127ZM149 207V209H151V212H152V208L153 207H151L150 208ZM172 207H173V203H172ZM172 207H171V209H172ZM206 207V206H205ZM255 207V206H254ZM258 207H260V205L258 206ZM9 208H14L13 207V205H12V207H11V205H10V207ZM44 208V209H45ZM75 208V207H74ZM73 208V209H74ZM77 208V207H76ZM75 208V209H76ZM85 208V207H84ZM83 208V209H84ZM87 208H85L86 210H87ZM124 208V209H125ZM133 208H136V206L134 205L133 206ZM139 208H140V206H139ZM142 208V207H141ZM144 208V207H143ZM174 208H176V206L174 207ZM178 208V207H177ZM187 208V207H186ZM197 208H199V206L197 207ZM202 208V207H201ZM246 208V207H245ZM250 208H252V207H250ZM257 208V207H256ZM7 209V208H6ZM6 209H5V211H6ZM11 209H9V210H11ZM58 209V208H57ZM83 209H82V212L81 213H79V215L81 214V215H83L84 213H83ZM129 209H130V207H129ZM131 209H132V207H131ZM130 209V210H131ZM148 209V208H147ZM154 210H153V212L155 213V208H153ZM179 209H180V207H179ZM236 209V208H235ZM248 209V208H247ZM262 209V208H261ZM47 210V209H46ZM50 210V209H49ZM85 210V211H86ZM132 210H135V209H132ZM138 210V209H137ZM180 210H182V208L180 209ZM186 210V209H185ZM188 210V209H187ZM201 210V209H200ZM248 210H250V209H248ZM254 209H252V211H253ZM256 210L257 209H255V215H256ZM259 210V209H258ZM54 211H55V209H54ZM69 211V210H68ZM75 211V210H74ZM78 211V210H77ZM126 211V210H125ZM125 211H124V213H125ZM145 211V210H144ZM149 211V210H148ZM236 211V210H235ZM43 212H44V210H43ZM51 211H49L48 213H50ZM66 212V211H65ZM130 212V211H129ZM129 212H128V215H129ZM136 212H138V211H136ZM139 212H141V211H139ZM153 212H152V214L151 215H153ZM158 212V211H157ZM172 212H174V213H176L174 210L172 211ZM240 212H243V211H240ZM239 212V213H240ZM244 212H245V210H244ZM6 213H7V211H6ZM9 213H11V212H9ZM47 213V214H48ZM54 213V212H53ZM68 213V212H67ZM177 213H178V211H177ZM176 213V214H177ZM184 213V212H183ZM190 213H192V212H190ZM248 213V212H247ZM250 213H251V211H250ZM250 213H248L247 214V216H248V219H249V216L251 215ZM258 213V212H257ZM8 214V213H7ZM44 214H46L45 212H44ZM62 214V213H61ZM78 214V213H77ZM127 214V213H126ZM131 214V213H130ZM141 214V213H140ZM196 214H197V211H196ZM250 214V215H249ZM254 214V213H253ZM260 214V213H259ZM65 215V214H64ZM73 215V214H72ZM72 215H71V217H72ZM80 215V216H81ZM142 215V214H141ZM183 215H185L186 216V213L185 214H183ZM191 215V214H190ZM235 215V214H234ZM261 215V214H260ZM263 215V214H262ZM48 216V218L50 219V217H49V215H47ZM50 216H51V218H52V215L50 214ZM78 216V215H77ZM84 216H86V214L84 215ZM83 216V217H84ZM90 216V215H89ZM144 216V215H143ZM188 216V215H187ZM200 216V215H199ZM203 216V215H202ZM238 216V215H237ZM244 216V213H243V215H242V217ZM246 216V217H247ZM257 216V215H256ZM255 216V217H256ZM6 217V216H5ZM55 217V216H54ZM57 217V216H56ZM60 217V216H59ZM63 217V216H62ZM61 217V218H62ZM74 217V216H73ZM79 217V216H78ZM189 218H193V214H192V217H190V216H188ZM194 217H195V215H194ZM198 217V216H197ZM239 217H241V216H239ZM254 217V218H255ZM77 218V217H76ZM126 218H128V217H126ZM131 218H132V216H131ZM154 218V217H153ZM233 218V217H232ZM253 218V219H254ZM12 219V218H11ZM80 219H82V217L80 218ZM146 219H148V218H146ZM150 219H151V217H150ZM238 219V218H237ZM250 219H251V216H250ZM263 219H264V217H263ZM52 220V219H51ZM50 220V221H51ZM57 220V219H56ZM59 220V219H58ZM62 220V219H61ZM66 220V219H65ZM85 220V219H84ZM90 220V219H89ZM93 220V219H92ZM126 220H130V219H126ZM233 220H234V218H233ZM241 220V219H240ZM245 220H247V218L245 219ZM252 220V219H251ZM251 220H250V224H251ZM258 220H259V218L257 219V220H255V221H257V223L253 220L252 222H254V223H256V224H258ZM12 221V220H11ZM17 221V220H16ZM49 221V222H50ZM67 221V220H66ZM81 221V220H80ZM88 221V220H87ZM86 221V222H87ZM132 220H130V222H131ZM193 221V222H192ZM199 221H201V219L199 220ZM263 221V220H262ZM262 221H261V224H262ZM69 222V221H68ZM129 222V221H128ZM130 222H129V224H130ZM133 222V221H132ZM135 222V221H134ZM248 222L249 221H247V225H245L246 224V222H245V224H244V227L245 226H247V230H249L248 229ZM264 222V221H263ZM59 223V222H58ZM74 223H76V222H74ZM85 223V222H84ZM89 223V222H88ZM91 223V222H90ZM89 223V224H90ZM126 223V224H125ZM138 223L140 224V222H139V219H138ZM143 223V222H142ZM150 223V224H149ZM148 224L149 225H151V222H149ZM230 223V222H229ZM228 223V224H229ZM235 223H236V221H235ZM243 223V222H242ZM260 223V222H259ZM15 224H16V222H15ZM15 224H13V226L15 225ZM56 224V223H55ZM93 224V226H94V222L92 223ZM194 224V225H193ZM198 224H200V222L198 223ZM227 224V226H229ZM253 224V223H252ZM53 225V224H52ZM135 225V224H134ZM134 225H133V228H134ZM190 225V227H188V229L190 228V230H189V232L188 233H184V232H182V229L183 228H185V227H187V226H189ZM202 225V224H201ZM16 226V225H15ZM77 226V225H76ZM91 227H92V225H90ZM132 226V225H131ZM235 226H237L236 224H235ZM243 226V225H242ZM250 226H255V225H249V227ZM257 226V225H256ZM260 226V225H259ZM258 226V227H259ZM4 227V226H3ZM139 227V226H138ZM151 227V226H150ZM204 227V226H203ZM244 227H242L241 229L242 230H244ZM19 228V227H18ZM81 228V227H80ZM88 228V227H87ZM127 228V227H126ZM133 228H131V230L133 229ZM141 228L139 229V230H141ZM222 228V227H221ZM228 228V227H227ZM240 229V226L239 227H237L236 228V233H238L237 232V229ZM17 229V228H16ZM147 229H148V227H147ZM187 229V230H188ZM205 229H206V227H205ZM246 229H245V231H246ZM77 230V229H76ZM89 230V229H88ZM94 230V229H93ZM92 230V231H93ZM95 230V232H97ZM186 230V231H187ZM207 230V229H206ZM214 230H216V228L214 229ZM220 230V229H219ZM253 230H256V228H252V231ZM73 231V230H72ZM84 231V230H83ZM200 231V230H199ZM212 231V230H211ZM224 231V230H223ZM226 231V230H225ZM252 231H250L251 232V235H252ZM263 231V230H262ZM18 232V231H17ZM16 232V233H17ZM85 233H86V231H84ZM95 232H93L94 234H95ZM195 232H197V231H195ZM226 232H231V231H226ZM226 232H224V233H226ZM239 232H241V231H239ZM247 232V231H246ZM255 232H257V230L255 231ZM255 232H253V234L255 233ZM261 232V231H260ZM20 233V232H19ZM135 233H137V234H135ZM194 233V232H193ZM241 233H243V232H241ZM248 233V232H247ZM86 234H88V233H86ZM98 233H96L95 235H97ZM204 234V233H203ZM207 234V233H206ZM215 234V233H214ZM230 234V233H229ZM233 234H235V232L234 233H232V235ZM239 235H240V233H238ZM238 234H236L237 236H238ZM260 235H261V233H259ZM83 235V234H82ZM197 235H198V233H197ZM196 235V236H197ZM209 235V234H208ZM216 236H217V234H215ZM228 235V234H227ZM236 235L234 236L235 237V239H236ZM245 235H246V233H245ZM248 235H249V233H248ZM247 235V236H248ZM256 235V234H255ZM255 235H253V236H255ZM93 236V235H92ZM101 236V235H100ZM193 236V235H192ZM191 236V243L193 242V239H194V237H192ZM195 236V237H196ZM199 236V235H198ZM80 237V236H79ZM88 237L89 236H87V239H88ZM95 237V236H94ZM103 237L104 236H102V239H103ZM131 237L133 238V239H131ZM200 237V239H202V237L203 236H199ZM221 237H223V239H224V235L223 236H221ZM229 237V236H228ZM239 237V236H238ZM261 237V236H260ZM96 238V237H95ZM187 238V239H186ZM211 238V237H210ZM218 239L220 238V237H217ZM89 239H90V237H89ZM98 239H99V237H98ZM215 239V238H214ZM221 239V238H220ZM219 239V240H220ZM232 237H230V240H229V238H228V241H230V242H232ZM237 239H239V238H237ZM246 239V237H244V240ZM248 239V238H247ZM259 240H260V238H258ZM262 239V238H261ZM84 240H86L85 239V237H84ZM91 240V239H90ZM89 240V241H90ZM95 240H97V238L95 239ZM184 240H185V242H184ZM194 240H196L197 241V239H194ZM249 241H251L252 240V237H251V240L250 239H248ZM255 240H256V237H255ZM103 241V240H102ZM207 241V240H206ZM238 241V240H237ZM262 241V240H261ZM85 242V241H84ZM98 242V241H97ZM96 242V243H97ZM101 242V241H100ZM100 242L99 243H97L98 245H100ZM104 242V241H103ZM101 243V244H105L106 246L105 247H107V245L108 244H106L105 242L104 243ZM199 242L201 243V240H199ZM203 242V241H202ZM207 242H209V241H207ZM206 242V243H207ZM219 242V241H218ZM220 242H222V241H220ZM219 242V243H220ZM223 242L225 243V241L223 240ZM229 242V243H230ZM236 242V241H235ZM241 242H242V240H241ZM241 242H240V244H241ZM245 242H246V240H245ZM254 242H257V240L256 241H254ZM83 243V242H82ZM92 243V242H91ZM194 243H195V241H194ZM197 244H198V241L196 242ZM196 243H195V245H196ZM199 243V244H200ZM205 243V242H204ZM203 243V244H204ZM205 243V244H206ZM212 243V242H211ZM210 242L208 243V244H211ZM219 243H217L218 245H219ZM233 243V242H232ZM252 243V241L250 242V244ZM261 243V245H262V242H260ZM96 244V245H97ZM207 244V245H208ZM231 244V243H230ZM238 244V243H237ZM257 244H259L258 242H257ZM85 246H86V244H84ZM114 245H113V247H114ZM185 245H186V243H185ZM192 245V244H191ZM221 245H223V244H221ZM224 245H226V244H224ZM243 245V244H242ZM246 245V244H245ZM83 246V245H82ZM87 246H88V244H87ZM200 246H202V244L200 245ZM199 246V247H200ZM205 246V245H204ZM210 246V245H209ZM229 246V245H228ZM232 246V245H231ZM231 246H229L228 248H231ZM237 246V245H236ZM241 246V245H240ZM239 246V247H240ZM250 246V245H249ZM254 247V245L252 244L251 245V247ZM257 246V245H256ZM97 247V246H96ZM184 247V246H183ZM189 247H191L192 248V246H189ZM195 247H197V246H195ZM208 247V246H207ZM215 246H213V244H212V251H213V248H214ZM234 247V246H233ZM232 247V248H233ZM238 247V246H237ZM72 248V247H71ZM76 248V247H75ZM79 248V247H78ZM95 248V247H94ZM103 248V247H102ZM116 248V249H117ZM121 248V247H120ZM191 248H189V249H191ZM194 248V247H193ZM192 248V249H193ZM202 248H204L203 246H202ZM227 248V247H226ZM226 248L225 249H223V251L224 250H226ZM8 249H10L9 247H8ZM13 249V248H12ZM12 249H10V250H12ZM74 249V248H73ZM88 249H89V247H88ZM105 249V248H104ZM111 249H113L112 247H111ZM110 249V251H111V253H112V250ZM116 249H114L115 250V252H116ZM188 248H187V246H186V250H187ZM191 249V250H192ZM196 249V248H195ZM205 249V248H204ZM204 249H203V252H204ZM215 249V248H214ZM219 249V247H216V249L213 251V253H216V250H218ZM240 249V251H241V249H242V247L241 248H239ZM244 249V248H243ZM255 249H256V247H255ZM259 249V248H258ZM1 250V249H0ZM76 250H78V249H76ZM86 250V249H85ZM102 250V249H101ZM120 250V249H119ZM186 250H185V252H186ZM197 250L198 249H196V251H195V253L197 252ZM207 250V249H206ZM210 250H211V248H210ZM234 249H231V251H233ZM237 250V249H236ZM257 250V249H256ZM261 250V249H260ZM8 251V250H7ZM13 251H14V249H13ZM189 251V250H188ZM200 251L202 252V250H201V248H200ZM219 251H220V249H219ZM219 251H217V253L219 252ZM221 251H222V246H221ZM229 251V250H228ZM227 251V252H228ZM247 251H248V249H247ZM3 252H5V251H3L2 250V253ZM15 252V251H14ZM29 252V251H28ZM72 252H73V250H72ZM77 252V251H76ZM114 252V253H115ZM193 252V251H192ZM242 252V251H241ZM254 252V251H253ZM260 252V251H259ZM9 253H10V251H9ZM13 253V252H12ZM16 253V252H15ZM91 253H92V251H91ZM100 253V252H99ZM103 253V252H102ZM113 253V254H114ZM117 253V252H116ZM123 253H124V251H123ZM183 253H184V251H183ZM190 254H191V252H189ZM195 253H194V255H195ZM205 253H206V251H205ZM211 252H209L208 251V254H210ZM238 254L240 253V252H237ZM244 253V252H243ZM251 253H252V251H251ZM256 253V252H255ZM258 253V252H257ZM261 253H262V251H261ZM264 253V252H263ZM29 254V253H28ZM27 254V255H28ZM75 254V253H74ZM117 254H119V255H122V252H120V253H117ZM207 254V253H206ZM221 254H223V253H221ZM220 254V255H221ZM227 254H229V253H227ZM232 253H230V255H231ZM233 254L234 255H236L234 252H233ZM242 253H240V255H241ZM254 254V253H253ZM260 254V253H259ZM17 255V254H16ZM26 255V256H27ZM85 255H86V253H85ZM102 255H105V253L104 254H102ZM184 255H185V253H184ZM186 255H187V257H189L188 256V253H186ZM185 255V256H186ZM197 255H199V254H197ZM219 255V256H220ZM224 255H225V253L223 254V256H222V258L224 259ZM240 255H239V257H240ZM262 255V254H261ZM264 255V254H263ZM73 256V255H72ZM76 256H78L77 254H76ZM113 256V255H112ZM114 256H115V254H114ZM126 256V255H125ZM182 256V255H181ZM200 256V255H199ZM203 256H204V253H203ZM216 256H217V254H216ZM232 256V255H231ZM238 256V255H237ZM242 256H244L243 254H242ZM257 256V255H256ZM255 256V257H256ZM5 257H7V256H5ZM4 257V258H5ZM100 254H99V260H100ZM121 257V256H120ZM179 257H180V255H179ZM184 257V256H183ZM194 256H192V258H193ZM205 257H206V255H205ZM211 257H212V254H211V256H210V258H207L208 260L210 259V261H208V264H210L209 262H213L214 261V263L213 264H217V263H219L221 260L223 261V259L221 258V260L219 261V262H217V263H215L216 262V260H211ZM218 257V256H217ZM225 257H226V259H228L227 257L228 256H226L225 255ZM234 257V256H233ZM232 257V258H233ZM239 257L237 258L236 256H235V258L238 260L239 259ZM253 257V256H252ZM8 258V257H7ZM13 258V257H12ZM18 258H19V256H18ZM25 259L27 258V257H24ZM75 258V257H74ZM74 258H73V260H74ZM79 258V257H78ZM81 258H82V256H81ZM84 258V257H83ZM88 258V257H87ZM87 258H86V260H87ZM90 258V257H89ZM122 258H125L124 256L122 257ZM122 258H121V261H120V263L121 262H123L122 261ZM126 258H127V256H126ZM192 258H190V259H192ZM194 258H196V257H194ZM194 258L192 259V262L194 261L195 262V260H194ZM201 258V257H200ZM235 258H234V261H235ZM241 258V257H240ZM246 258V257H245ZM260 258H261V256H260ZM10 259V258H9ZM8 259V260H9ZM20 259H22V258H20ZM101 259H103V261H104V258H101ZM109 259V258H108ZM112 259V258H111ZM128 259H129V257H128ZM172 259V258H171ZM180 259V258H179ZM178 259V260H179ZM189 258H188V260H190ZM197 259H199L198 257H197ZM196 259V260H197ZM206 259V258H205ZM207 259H206V261H207ZM218 259H220V258H217V261H218ZM230 259H231V257H230ZM7 260V259H6ZM85 260V259H84ZM84 260H80V263L81 262H83ZM93 260V259H92ZM91 260V261H92ZM106 260H107V258H106ZM115 260H116V258H115ZM120 260V259H119ZM127 260V259H126ZM131 260V259H130ZM173 261H174V259H172ZM186 260H187V258H186ZM203 260V259H202ZM202 260H201V262L200 261H198V262H200V263H202ZM236 260V261H237ZM241 260V259H240ZM239 260V261H240ZM250 260V259H249ZM257 260V259H256ZM5 261V260H4ZM71 261V260H70ZM69 261V262H70ZM78 260H76V262H77ZM88 261V260H87ZM101 261V260H100ZM153 261H155V260H153ZM167 261V260H166ZM173 261H172V263H173ZM181 261V259L179 260V262ZM184 261H185V257H184V260H183V263H184ZM205 261V260H204ZM225 261V260H224ZM236 261H235V264H236ZM241 261H244V260H241ZM241 261H240V263H241ZM251 261L252 260H250V263H251ZM86 261H84V263H85ZM105 262V261H104ZM108 262V261H107ZM106 262V263H107ZM117 262H119V261H117ZM157 262V263H158ZM175 262V261H174ZM191 262V261H190ZM231 262V261H230ZM261 262H262V260H261ZM264 262V261H263ZM4 263V262H3ZM10 262H8L7 264H9ZM83 263V264H84ZM91 263V262H90ZM110 263H111V261H110ZM112 263H113V259H112ZM116 263V261L114 262V264ZM160 263V262H159ZM163 263H164V261H163ZM168 263V262H167ZM171 263V262H170ZM176 263H178V262H175V264ZM186 263V262H185ZM184 263V264H185ZM196 263V262H195ZM254 263V262H253ZM258 263H259V260H258ZM1 264V263H0ZM76 264V263H75ZM77 264H79V262L77 263ZM86 264H88V263H86ZM92 264H93V262H92ZM99 264V263H98ZM126 264V263H125ZM181 264V263H180ZM187 264H189V262H187ZM192 264V263H191ZM198 264V263H197ZM203 264V263H202ZM220 264V263H219ZM232 264H233V262H232ZM239 264V263H238ZM241 264H244V263H241ZM246 264V263H245Z\"/></svg>",
	"mask_w": 264,
	"mask_h": 264
}]
</instances>
